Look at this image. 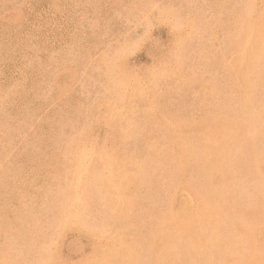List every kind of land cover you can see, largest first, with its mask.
Returning <instances> with one entry per match:
<instances>
[{"label":"rangeland","instance_id":"374dc122","mask_svg":"<svg viewBox=\"0 0 264 264\" xmlns=\"http://www.w3.org/2000/svg\"><path fill=\"white\" fill-rule=\"evenodd\" d=\"M114 1L115 0L111 1L113 3L112 4L110 0H0V264H11L14 262L15 257L17 259L15 260L16 263L18 262L17 264H24L26 262L30 264H37V261H39L38 264H106L104 263V261H108L107 264H114L116 261L117 262L115 264H134V262L135 264H145V261L148 262L146 264H156L157 262L159 263L160 260V264H168L169 261V264H184V262L186 264H204V262L205 264H234V262L235 264H256V262H258L257 259L259 260V264H264V217L260 218L264 215V203H261L264 202V199L262 201V198H264V194H262L261 196V193H264V151H262V147L264 145V129L262 130V128L264 127V89H261L263 88V86L261 85H264V0H139V2L138 0H117V2ZM136 3L139 5H137ZM134 7L135 9L138 8V10H135ZM249 30L250 34H248ZM253 35V38L257 40L256 43L252 38ZM245 37H247L246 40ZM228 38H230L228 44L230 45L231 43L232 47L231 45L230 47H228L229 45L226 41L228 40ZM233 39L234 41L237 40V42H234ZM247 40L248 42H246ZM250 40H254V42H251ZM233 44L236 45V47ZM245 44H247L246 47ZM225 46H227L228 48ZM251 47L254 50L251 49ZM245 49L246 52L243 51ZM255 49L256 54L253 53V51L255 52ZM228 54H230V57ZM223 56L228 59H225ZM236 59H239L240 61L237 60V62ZM219 60L222 62H220ZM248 60L249 62H251L249 63ZM251 65H253V69L252 67H250ZM229 66H231V69ZM237 70L240 73H238ZM241 72H243L244 74V80L240 76V74L242 75ZM233 73L237 74L234 75ZM253 74L255 75V77H253ZM233 75L235 80L236 78L237 80L239 79V82L236 81V83L233 79L235 83H231L232 80L230 79L233 78H231V76ZM251 75L253 79L251 78ZM228 77L230 78L229 80ZM225 78H227V80ZM216 80H218L219 83ZM152 81H154V88L153 83H151ZM227 81H230V83H227ZM241 81L242 83L240 84ZM258 81L260 82L258 83ZM158 83L160 84L158 85ZM162 84H164L165 86ZM218 84L221 87H219ZM222 85L224 87H222ZM227 85H229V87ZM245 85L248 86L246 87ZM227 87L228 89H225ZM244 88L246 89V93ZM259 88L260 90H258ZM154 89H157L156 92ZM221 89L224 90L225 93ZM255 90H257L258 92ZM59 91H65L66 93L62 92L64 95L63 96L61 93H59ZM204 92L207 94H205ZM211 92L212 94H210ZM253 92H255V94ZM105 93L107 96L105 95ZM243 93L244 95H246L245 99ZM222 94L223 98L225 96V99L228 98L229 100H223V98L221 97ZM253 94H257L256 97L259 98L256 99ZM209 95L210 98H208ZM101 96L106 98L104 99ZM232 96L234 98H232ZM235 97H237L238 101ZM260 97H263V99L260 100ZM98 98L102 99L100 100ZM241 98L246 101L242 100ZM137 99L139 102L137 101ZM233 100L236 101V103ZM254 100L255 102L257 101V104L253 103ZM156 101H160V105ZM224 101H227V104ZM230 102L232 103L230 104ZM237 102L239 103L237 104ZM239 104L241 105V107ZM250 104L252 108L249 106ZM128 105H130L129 108ZM245 106L247 107V109ZM114 109L116 110L115 114ZM131 109L133 111H131ZM252 109L256 112V114ZM259 109H261L262 112ZM247 110H249L253 114H250V112ZM136 111H138V113ZM241 112L243 113L242 116H240ZM246 112L247 115H251V119L245 115ZM258 114L259 116H257ZM135 115L139 118H135ZM143 115H145V117H143ZM163 115H165V117ZM210 115L211 118H208L210 117ZM114 116H116L117 119L113 118ZM117 116L121 118H118ZM199 116L200 118H198ZM163 117L166 119H164ZM212 117L213 119H215L214 121H212ZM258 117L259 119H257ZM239 118L241 121H239ZM245 118L252 121L250 122L248 120H245ZM164 120H166L167 122L165 121L163 123L162 121ZM174 121L175 124L173 125ZM180 121L185 124L186 128H184L185 126ZM198 121L200 125L198 124ZM229 121L231 122V126L233 125L234 127L232 126L231 128L230 126H228L230 125ZM236 121L237 124H235ZM258 121L261 122L262 125H258ZM177 122H180V125ZM239 122H243L242 124L246 122L247 125H242ZM176 123L179 126L183 125L184 127H177ZM238 123L239 125H241L242 129L238 125ZM251 123H253L254 126H252ZM254 123L257 125H255ZM210 124L211 126H208ZM219 125H221L220 129L218 127ZM167 126L170 128H168ZM226 126L228 127V129ZM250 126L253 129V133H250L252 132V130H250ZM210 127H213V130ZM202 128L203 130H201ZM170 129L173 130V135H171L172 131H170ZM237 130H240V132ZM162 131H166L164 132L166 134H164ZM213 131L215 135H212ZM201 132L204 134H202ZM258 132L263 133V135ZM169 133L171 137L169 136ZM199 133L201 134L200 136ZM244 133L248 135L246 136L247 140L245 139ZM254 133H256V135H254ZM187 134H189L190 137L187 136ZM236 134L238 136H236ZM250 134H253L255 137ZM179 135H181L182 137H180ZM249 135L252 138L249 137ZM197 136L198 139H200L198 140L199 142L196 141ZM240 136H242V138ZM163 137L165 138V142L164 140L162 141ZM166 137L168 140L171 139L170 143L168 142V140H166ZM232 137L233 141L231 140ZM7 139L9 140V142L7 141ZM83 139V143L85 146H83L81 141ZM179 139H182L184 143L178 144L177 141L182 142V140L180 141ZM189 139L191 140L189 141ZM217 139L219 141L221 140V146L219 145L220 142L217 141ZM73 140L75 142H73ZM76 141H80L81 144L80 142L77 143ZM213 142L214 144L216 143V146L214 147H212ZM209 143L210 145H212L210 146ZM71 144L74 146H71ZM175 144H178L179 146ZM180 144L182 146H180ZM76 145L78 146L76 147ZM86 146L88 148H86ZM157 147L159 148V150L157 149ZM255 147L257 148V150L255 149ZM258 147H260L259 149L261 151L258 150ZM75 148L77 149L76 152L74 151ZM84 148L86 149L84 150ZM217 148L218 150H216ZM173 149L179 152L175 153ZM179 149L182 150L181 153ZM184 149L185 151H183ZM205 149H207V151ZM210 149L212 152L210 151ZM168 150H170V152H168ZM126 151L127 153H130L127 154ZM142 151H145V153ZM215 151L217 153H215ZM224 152H226V154H224ZM95 153L100 154V156ZM115 153L116 156L118 154V159L122 161H119L116 156L114 157ZM120 153L122 156L120 155ZM185 153L187 154L186 156ZM202 153H204L203 157ZM76 154L78 156L80 154L79 158L76 157ZM193 154L196 156H194ZM256 154L258 156H261V159L258 156L256 157ZM146 155L148 156V158L146 157ZM215 155L219 157H216ZM187 156L189 157L187 158ZM147 159L149 160L147 161ZM243 159H245V161ZM247 159L248 162L251 161V163L246 162ZM259 159L261 162H263L261 163ZM94 161H96L97 163H95ZM177 161L179 162L178 164ZM213 161H217V164H215ZM151 162L153 163V165H156L150 166V164H152ZM115 163L116 165H114ZM179 164H181L180 167ZM221 164L222 166L223 164H225V167L223 168ZM111 165H114V168ZM127 165H129L130 167L127 168ZM205 165L207 167H204ZM246 165L248 168L246 167ZM90 166L92 167V169L90 168ZM131 166L135 168H132ZM173 166L175 169L173 168ZM211 166L213 169H211ZM115 167L117 170L115 169ZM228 167H230V171L228 170ZM255 167L259 170L260 174H258L259 172H257ZM183 168L185 172L183 171ZM207 168L209 171L204 172L207 170ZM89 169L92 171L94 170L93 174ZM216 169L221 172L219 173ZM224 169H226L225 171L228 173L233 171V174L236 176L231 174L230 175L233 176L235 180L227 173H224ZM215 170L216 173L214 172ZM261 170H263V172ZM78 171H81V173ZM87 171L89 172L87 173ZM182 171L183 173H187H182L183 175L181 177ZM235 172H238L240 176L238 175V173L235 174ZM253 172L255 173V177H253ZM75 173H78L80 177ZM136 173L138 175H136ZM241 173L243 174L241 175ZM88 174H90L91 176ZM178 174L179 177H177ZM204 174L206 176H203ZM248 174L249 176L252 174L251 177H249ZM119 175L121 178L119 177V179H117ZM107 176L111 177V179L109 178L110 185L107 184L109 183ZM223 176L225 178H223ZM76 177H78V179ZM204 177L207 178L205 179ZM97 178L102 183L100 181H98L97 183ZM102 178L104 179V181L102 180ZM221 178L223 179L222 182ZM81 179L82 181L85 180L84 182L87 184H85L87 190L86 188H84L85 185L83 184V182H81ZM160 179L163 180L159 181ZM208 179L210 180V183H208ZM123 180H125V183H122L124 182ZM137 180L139 183L137 182ZM188 180H190V182ZM157 181L160 184L161 182L162 184L164 182L163 185H159L161 188L158 186ZM174 181L175 183L172 184ZM39 183H41V186ZM78 183L79 185H81L79 186ZM100 183L103 185L100 186ZM184 183L188 184L186 185L187 190L186 188H184ZM218 183H220V185L222 184V186L220 187ZM136 184L138 186H136ZM165 184H167V188L169 190L165 188ZM209 184L213 192L215 194L218 193L216 194L219 197L218 199L217 196L212 192ZM20 185H22L23 190L21 189ZM47 185L48 187H46ZM132 185L134 188H132ZM145 185L146 187H143ZM155 186L156 188H158L157 190ZM120 187L121 189L123 188L122 193ZM75 188L80 190L78 191ZM217 188H220L221 191H219V189ZM71 189L73 192H75L76 190V195H74L75 193H73ZM97 189L98 191H96ZM144 189H146L145 192L148 193L140 191ZM35 190L36 192H34ZM162 190H164V192ZM214 190H217V192H215ZM152 191L153 193L155 192L154 194L158 195V197L153 195V193H151ZM166 191H168L170 194ZM182 191L184 193H182ZM190 191H192L193 193H190ZM208 192H210L211 195ZM106 193L107 195L109 193V197L106 195ZM150 193L152 195H150ZM258 193H260V195H257ZM65 194H67L68 197L65 198V196H67ZM101 194L102 197L100 196ZM166 195L170 196L171 198L167 197ZM99 196L103 201L98 199ZM165 196L167 198H165ZM88 197L92 198L94 202L92 203L91 201L93 200H90ZM139 197L143 198L145 200V203H141L144 200L142 201ZM149 197L150 199H148ZM125 198L127 200H125ZM133 198L135 199V201L137 200V202H134V200H132ZM253 198L255 199V202ZM95 199H97V203H95ZM168 199L170 200L169 202L167 201ZM216 199L219 200V202ZM116 200L117 203H115ZM215 200L216 202H213ZM221 200H223V203H226L223 205ZM228 200L231 201L229 202ZM85 201L87 203H85ZM126 201H129L128 204ZM163 201L167 203V205ZM66 202H69V204H66ZM72 202L75 203L73 204ZM99 202L101 203L99 204ZM235 202L238 208L236 207V204L232 205ZM256 202H258V204ZM120 203H122L124 207ZM124 203L127 205L125 206ZM229 203L231 206L228 205ZM54 204L57 206H55ZM94 204L97 208H100V210L106 207L107 210L104 209V211H101V213H103V216L99 212L100 210H98L99 213L96 211V214L93 213L92 215L91 211L93 210L94 212L95 209L97 210ZM148 204H150L151 206ZM220 204L223 207H221ZM84 205H89V208L88 206L83 207ZM118 205H120V207ZM133 205L136 207L140 205L141 208L137 207V209ZM163 205H165V210L163 209L164 207H162ZM20 206L23 207V210H20ZM102 206L105 207L102 208ZM130 206L132 208L134 207L135 209H132ZM148 206H150L151 209ZM183 206H185V208ZM227 207L231 210L228 209L227 211ZM251 207L256 208H252L253 210L251 212ZM261 207L263 208L260 210ZM87 208L89 209V211H87ZM127 208H129L130 210ZM234 208L236 212H240H234ZM236 208H241V210H237ZM109 209L110 211H108ZM119 209L121 211H123V209H126V212L124 211L122 212V214H120L121 211ZM152 209H155V211ZM203 209H205L206 211H204ZM137 210L141 212H138ZM146 210L148 212H144ZM171 210H173V212ZM225 210L227 212H225ZM116 211L119 214H117ZM158 211L163 215L157 216L160 214H158ZM199 211L203 215H201ZM229 211H233L234 213L230 212L232 214L231 215ZM254 211H256L255 214ZM87 212H89V216L88 214H86ZM110 212L115 214H112ZM129 213L131 216L128 215ZM136 213L139 215H137ZM217 213H219L220 216L221 214H223L226 217L224 218L223 216L222 219V216H218L219 214ZM84 214L86 216H84ZM233 214L235 217H233ZM257 214L261 216L259 217V215ZM117 215H122V218L118 217ZM249 215H251V217ZM90 216L91 218H94L91 220H94L93 222L95 223V225L90 220ZM104 216L108 218L110 216V220ZM111 216H114L115 221H113L114 219L111 220L113 218ZM153 216L155 219V223H153L154 225L150 224V222L153 221ZM213 216H215V218ZM247 216L251 221H248V219L246 218ZM83 217L87 218L88 221ZM134 217L135 219H137H133ZM149 217H151L152 220H150ZM200 217L202 218L201 220ZM123 218H127L128 220ZM130 218L132 221L129 220ZM97 219H99L98 221L101 220L100 222H102L104 225L100 222L98 223L96 221ZM147 219H149V222L146 221ZM228 219H230L231 223ZM237 219H239V223ZM121 220L123 221V224L124 222L126 223V225L128 224L127 228L126 226H124L125 224L120 225ZM260 220H262V222ZM182 221H184L185 223ZM254 221H256L257 223ZM11 222H14V225ZM114 222H116L115 225ZM172 222L174 223V225ZM248 222H250V225ZM70 223L72 224L70 225ZM157 223H159L160 226ZM167 223L169 225H167ZM225 224H228L229 229H226L227 226ZM243 224H246L247 227ZM253 224L255 226H253ZM89 225H91L92 227H89ZM112 225L115 227H113ZM119 225L124 229L122 230V227H119ZM134 225H138L139 228L135 227ZM145 225L147 226L145 227ZM175 225H177L178 227ZM208 225L210 226L209 228H207ZM6 226L8 229L6 228ZM74 226L76 228H74ZM179 226L181 228H179ZM233 226L236 228H234ZM150 227H152V229ZM222 227L224 228L223 230ZM66 228H68L70 231H68V229ZM117 228H119L120 231ZM232 228H234L233 230L235 231V234L234 232H230L233 231ZM246 228L249 229L250 233V230H253V234L251 233L253 237L252 235H250V233L247 232ZM73 229H77L78 231H75ZM206 229H208L207 232H205ZM216 229H218L219 231H216ZM128 230L129 232L127 234ZM135 230L137 232H135ZM143 230L145 231V233L147 232L146 235L144 232L142 234ZM213 230L218 233V235ZM51 231L54 233L51 234ZM186 231H188V233ZM241 231L243 233H246L243 234ZM24 232L25 235L28 234L29 236H25ZM133 232L136 233L137 236ZM157 232H159V234ZM211 232L215 233L216 237L214 236V234L212 235ZM225 232L227 234L223 235L225 234ZM162 233L164 234V236H162ZM193 233L196 234V236L193 235ZM200 233H202L203 235H200ZM241 233L243 234V236ZM49 234L50 236H55L54 234H56V236L49 237ZM156 234L159 236H155ZM248 234L250 237L247 236ZM160 236L162 237V242L160 241L159 243H162L163 245L158 243V240L161 239ZM206 236L208 237V239ZM25 237H27V239ZM135 237H138L139 239ZM193 237L195 238V240ZM196 237L199 241L196 240ZM203 237L207 240L205 241L206 243L203 241ZM191 238H193V240H191ZM212 238L215 239V242H213ZM241 238L244 240V242ZM17 239L19 240L20 244H18ZM105 239L108 241H106ZM225 239L227 240V245L224 241ZM238 239H240V241ZM49 240L53 242H50ZM209 241L211 242V244L208 243ZM1 242H3L4 245L8 244V247L2 245ZM8 242H11V244L9 245ZM217 242H219V244ZM42 243L46 245L45 248ZM140 243L143 245H141ZM38 244H40V246L42 247H40ZM97 244L99 245V247ZM135 244L139 245L136 246ZM15 245H17L18 247ZM144 245L147 246L145 247ZM153 245L154 247H156L157 245L158 246L154 248L152 247ZM238 245L239 247H237ZM212 246L213 250L211 251ZM229 246H231V248ZM26 247L28 249L27 251H31L30 253H27L26 249H24L25 251L22 250ZM39 247L40 249H38ZM97 247L99 249H97ZM135 247L137 249H135ZM215 247H218V250H216ZM186 248L189 249V251ZM221 248L223 251L221 250ZM119 249L121 252L119 251ZM251 249H253V251ZM13 250L19 252H17V254L15 255L16 252ZM38 250L39 254L37 253V256L35 257L36 254L34 251L38 252ZM147 250L150 253V257L147 256L149 254ZM254 250H257V252L254 253ZM144 251H146L147 253ZM202 251H204L205 255H203ZM161 252L163 253V255ZM184 252H188V255L191 252L192 253L190 254L189 258L187 254H184V258H182V254ZM216 252L218 253V255L216 254ZM9 253H11V255ZM208 253L210 257H208L209 255H206ZM20 254L23 255V257L20 256ZM24 254H26V256H24ZM27 254H29V256ZM256 254L261 256L262 258L256 256ZM18 255L19 257H17ZM90 255L92 256L90 257ZM133 255H135V258L133 257ZM139 255H141L142 257H140ZM195 255H198L199 257H201V259ZM219 255L220 258L217 257ZM160 256H162V258ZM178 256H182L180 258L181 260ZM193 256L197 257L198 260H196L197 258ZM20 257L23 260H19ZM24 257L27 258L28 261L27 259H24ZM85 257H87L89 260L87 258L85 259ZM101 257L104 261L101 260ZM153 257L155 259H152ZM30 258L31 260H33L32 262L29 260ZM12 259L13 261H11ZM232 259L234 261H231ZM248 259L249 261L247 262ZM202 260L204 261L203 263ZM138 261L141 262L139 263Z\"/></svg>","mask_w":264,"mask_h":264},{"label":"bare ground","instance_id":"6f19581e","mask_svg":"<svg viewBox=\"0 0 264 264\" xmlns=\"http://www.w3.org/2000/svg\"><path fill=\"white\" fill-rule=\"evenodd\" d=\"M111 1H112V0H110V2H111ZM132 1H134V0H132ZM114 2H117V0H115ZM135 2H136V1H135ZM138 2H139V0H138ZM111 3H112V2H111ZM111 3H110V4H111ZM128 3H129V2H128ZM128 3H127V5H128ZM133 3H134V2H133ZM112 4H113V3H112ZM129 4H130V3H129ZM136 4H137V3H136ZM114 5H115V3H114ZM116 5H117V4H116ZM133 5H134V4H133ZM137 5H139V4H137ZM112 6H113V5H112ZM135 6H136V5H135ZM134 9H135V7H134ZM140 9H141V8H140ZM135 10H138V8H136ZM138 12H139V11H138ZM141 13H142V12H141ZM51 20H52V19H51ZM247 26H249V25H247ZM247 26H246V27H247ZM246 27H245V28H246ZM30 28H31V27H30ZM40 28H41V27H40ZM229 28H230V27H229ZM251 29H252V26H251ZM208 30H209V29H208ZM208 30H207V31H208ZM252 32H253V31H252ZM45 33H46V32H45ZM58 34H61V33H58ZM248 34H250V30H249V33H248ZM252 34H253V33H252ZM243 37H244V36H243ZM253 37H254V35L252 36V38H253ZM255 37H256V35H255ZM248 38H249V35H248ZM260 38H261V37H260ZM260 38H259V39H260ZM72 39H73V38H72ZM229 39H230V38H228V40H226V41H227V44H228ZM246 39H247V37H245V40H246ZM253 39H254V38H253ZM257 39H258V37H257ZM248 40H249V39H248ZM248 40H247L246 42H248ZM254 40H255V39H254ZM254 40H252V41L254 42ZM23 41H24V40H23ZM71 41H72V40H71ZM233 41H234V39H233ZM250 41H251V40H250ZM252 41H251V42H252ZM259 41H260V40H259ZM205 42H206V41H205ZM231 42H232V40H231ZM234 42H237V40L234 41ZM256 42H257V40H255V43H256ZM56 43H57V42H56ZM58 43H59V42H58ZM120 44H121V43H120ZM251 44H252V43H251ZM228 45H229V44H228ZM228 45H227V46H228ZM230 45H231V47H232V44H231V43H230ZM230 45H229L228 47H230ZM233 45H234V44H233ZM246 45H247V44H245V47H246ZM255 45H256V44H255ZM118 46H119V45H118ZM227 46H225V47H227ZM234 46L236 47V45H234ZM234 46H233V48H234ZM248 46H249V45H248ZM250 46H251V45H250ZM257 46H258V44H257ZM116 47H117V46H116ZM225 47H224V48H225ZM228 47H227V48H228ZM252 47H253V46H252ZM252 47H251V49H253ZM233 48H232V49H233ZM243 48H244V47H243ZM257 48H258V47H257ZM85 49H86V48H85ZM90 49H91V48H90ZM251 49H250V50H251ZM87 50H88V49H87ZM112 50H113V49H112ZM117 50H118V49H117ZM229 50H230V49H229ZM248 50H249V49H248ZM253 50H254V49H253ZM253 50H252V51H253ZM113 51H114V50H113ZM118 51H119V50H118ZM208 51H209V50H208ZM227 51H228V50H227ZM234 51H236V50H234ZM234 51H232V52H234ZM240 51H241V50H240ZM243 51L246 52V49L243 50ZM44 52H45V51H44ZM248 52H249V51H248ZM235 53H236V52H235ZM249 53H250V52H249ZM253 53L256 54V49H255V52L253 51ZM46 54H47V53H46ZM49 54H50V53H49ZM250 54H251V53H250ZM226 55H227V54H226ZM228 55H229V57H230V54H228ZM234 56H235V55H234ZM234 56H233V58H234ZM43 57H44V56H43ZM223 57H224V56H223ZM231 57H232V56H231ZM240 57H241V56H240ZM242 57H243V56H242ZM244 57H245V56H244ZM246 57H247V56H246ZM224 58H225V59H228V58H226V57H224ZM233 58H232V59H233ZM238 58H239V57H238ZM41 59H42V58H41ZM232 59H230V60H232ZM237 60H239V59H236V61H237ZM240 60H241V58H240ZM240 60H239V61H240ZM219 61H220V60H219ZM220 62H222V61H220ZM231 62H232V61H231ZM237 62H238V61H237ZM248 62H249V60H248ZM250 62H251V61H250ZM250 62H249V63H250ZM239 63H240V62H239ZM217 64H218V63H217ZM234 64H235V63H234ZM244 64H245V63H244ZM244 64H243V65H244ZM230 65H231V64H230ZM243 65H241V66H243ZM248 65H249V64H248ZM241 66H240V67H241ZM252 66H253V65H251L250 67H252ZM229 67H230V69H231V66H229ZM235 68H236V67H235ZM245 68H246V66H245ZM248 68H249V66H248ZM65 69H66V67H65ZM236 69H237V68H236ZM252 69H253V67H252ZM63 70H64V69H63ZM238 70H239V69H238ZM238 70H237V71H238ZM250 70H251V69H250ZM254 70H255V69H254ZM61 71H62V70H61ZM240 71H241V69H240ZM245 71H246V70H245ZM235 72H236V71H235ZM249 72H250V71H249ZM238 73H240V72L238 71ZM241 73H242V75L240 74V76L243 78V75H244V74H243V72H241ZM233 74H234V73H233ZM235 74H237V73H235ZM235 74H234V75H235ZM250 74H251V73H250ZM226 75H227V74H226ZM229 75H230V74H229ZM231 75H232V73H231ZM234 75L231 76V78L233 77L232 79H230V78H229L230 76H229V77H228V80H229V79L232 80L231 83L234 82V81H235V82H236V81L239 82V79L237 80V78H236V80H235ZM245 75H246V74H245ZM253 75H254V74H253ZM256 75H257V74H256ZM236 76H237V75H236ZM236 76H235V77H236ZM238 76H239V75H238ZM59 77H60V76H59ZM225 77H227V76H225ZM244 77H247V76H244ZM253 77H255V75H254ZM256 77H257V76H256ZM249 78H250V77H249ZM251 78H252V75H251ZM225 79L227 80V78H225ZM233 79H234V81H233ZM252 79H253V78H252ZM218 80H220V79H218ZM218 80H216V81L218 82ZM240 80H241V79H240ZM243 80H244V78H243ZM243 80H242V81H243ZM247 80H248V79H247ZM255 80H256V78H255ZM258 80H259V78H258ZM61 81H62V80H61ZM169 81H170V80H169ZM221 81H224V80H221ZM242 81L240 82V84L242 83ZM245 81H246V80H245ZM235 82H234V83H235ZM246 82H247V81H246ZM248 82H250V81H248ZM259 82H260V81H258V83H259ZM149 83H150V82H149ZM151 83H153V88H154V81H152ZM166 83H167V80H166ZM169 83H171V82H169ZM218 83H219V82H218ZM227 83H230V81H229V82L227 81ZM236 83H237V82H236ZM159 84H160V83H158V85H159ZM164 84H165V82H164ZM164 84H162V85H164ZM224 84H225V83H224ZM238 84H239V83H238ZM238 84H237V85H238ZM149 85H150V84H149ZM149 85H148V86H149ZM167 85H168V84H167ZM248 85H249V84H248ZM248 85H245V86L247 87ZM258 85H260V84H258ZM63 86H64V85H63ZM151 86H152V85H151ZM164 86H165V85H164ZM164 86H163V87H164ZM218 86L221 87L219 84H218ZM227 86L229 87V85H227ZM232 86H233V85H232ZM245 86H244V87H245ZM261 86H263V88H261V89L263 90V89H264V85H261ZM64 87H65V86H64ZM166 87H167V86H166ZM206 87H207V86H206ZM222 87H224V86L222 85ZM228 87L225 88V89H228ZM230 87H231V86H230ZM235 87H236V86H235ZM235 87H234V88H235ZM242 87H243V86H242ZM258 87H260V86H258ZM148 88H149V87H148ZM157 88H160V87H157ZM207 88H208V87H207ZM209 88H210V87H209ZM238 88H239V87H238ZM253 88H254V87H253ZM149 89H150V88H149ZM203 89H204V87H203ZM215 89H216V87H215ZM217 89H218V88H217ZM231 89H233V88H231ZM239 89H240V88H239ZM244 89H245V88H244ZM255 89H256V88H255ZM150 90H151V89H150ZM154 90H155V92H156L157 89H154ZM161 90H163V89H161ZM221 90H222V89H221ZM235 90H236V89H235ZM241 90H242V89H241ZM248 90H249V89H248ZM248 90H247V91H248ZM250 90H251V89H250ZM258 90H260V88H259ZM148 91H149V90H148ZM152 91H153V90H152ZM214 91H215V90H214ZM222 91H224V90H222ZM226 91H228V90H226ZM255 91H257V90H255ZM62 92H63V91H62ZM62 92L59 91V93H61L62 95H63V93H66L65 91H64L63 93H62ZM155 92H154V93H155ZM158 92H159V91H158ZM158 92H157V93H158ZM161 92H162V91H161ZM202 92H203V90H202ZM238 92H239V91H238ZM257 92H258V91H257ZM157 93H156V94H157ZM159 93H160V92H159ZM204 93H205V92H204ZM224 93H225V91H224ZM245 93H246V89H245ZM253 93L255 94V92H253ZM259 93H260V92H259ZM160 94H161V93H160ZM160 94H159V96H160ZM205 94H207V93H205ZM208 94H209V92H208ZM210 94H212V92H211ZM231 94H232V93H231ZM231 94H230V95H231ZM237 94H238V93H237ZM254 94H253V96H255V98L258 99L259 97H258V98L256 97L257 94H256V95H254ZM105 95H106V93H105ZM113 95H114V94H113ZM233 95H234V94H233ZM241 95H242V94H241ZM243 95H244V93H243ZM56 96H57V95H56ZM63 96H64V95H63ZM106 96H107V95H106ZM110 96H111V95H110ZM136 96H137V95H136ZM142 96H143V95H142ZM154 96H155V95H154ZM157 96H158V95H157ZM159 96H158V97H159ZM226 96H227V94H226ZM228 96H229V95H228ZM237 96H238V95H237ZM245 96H246V95H244V99H245ZM258 96H259V95H258ZM60 97H61V96H60ZM99 97H100V95H99ZM101 97H103V96H101ZM205 97H206V96H205ZM221 97L223 98V94H222ZM229 97H230V96H229ZM62 98H63V97H62ZM103 98H104V97H103ZM105 98H106V97H105ZM105 98H104V99H105ZM114 98H115V96H114ZM131 98H132V97H131ZM140 98H141V97H140ZM208 98H210V95L208 96ZM225 98H226V97L224 96L223 100H224ZM232 98H234V97L232 96ZM232 98H231V99H232ZM235 98H236V100H237V97H235ZM242 98H243V97H242ZM242 98H241V99H242ZM95 99H96V98H95ZM98 99H100V98H98ZM101 99H102V98H101ZM101 99H100V100H101ZM108 99H109V98H108ZM134 99H135V98H134ZM134 99H133V101H134ZM238 99H239V98H238ZM244 99H242V100H244ZM253 99H254V97H253ZM262 99H263V97H260V100H262ZM61 100H62V99H61ZM202 100H203V99H202ZM225 100H229V99L227 98V99H225ZM234 100H235V99H234ZM234 100H233V101H234ZM242 100H241V101H242ZM97 101H98V100H97ZM129 101H130V100H129ZM137 101H138V99H137ZM157 101H158V100H157ZM157 101H156V102H157ZM211 101H212V100H211ZM237 101H238V100H237ZM244 101H246V100H244ZM250 101H251V100H250ZM250 101H249V103H250ZM99 102H101V101H99ZM107 102H108V100H107ZM111 102H112V99H111ZM111 102H110V103H111ZM130 102H131V101H130ZM138 102H139V101H138ZM224 102H226V104H227V101H224ZM234 102L236 103V101H234ZM234 102H233V103H234ZM258 102H259V101H258ZM104 103H105V102H104ZM157 103L159 104L160 101L157 102ZM157 103H156V104H157ZM231 103H232V102H230V104H231ZM238 103H239V102H237V104H238ZM253 103L257 104V101L255 102V100H254ZM96 104H97V103H96ZM111 104H112V103H111ZM130 104H132V103H130ZM251 104H252V102H251ZM251 104L249 105L250 107H251ZM259 104H260V103H259ZM261 104H262V102H261ZM261 104H260V105H261ZM94 105H95V104H94ZM109 105H110V104H109ZM114 105H115V104H114ZM114 105H113V107H114ZM134 105H135V104H134ZM159 105H160V104H159ZM233 105H234V104H233ZM235 105H236V104H235ZM239 105H240V104H239ZM247 105H248V104H247ZM48 106H49V105H48ZM48 106H47V107H48ZM96 106H98V105H96ZM129 106H130V105H128V108H129ZM131 106H132V105H131ZM236 106H237V105H236ZM261 106H262V105H261ZM229 107H231V106H229ZM237 107H238V106H237ZM237 107H236V108H237ZM240 107H241V105H240ZM245 107H246V106H245ZM259 107H260V106H259ZM42 108H43V107H42ZM133 108H134V107H133ZM135 108H136V107H135ZM233 108H234V106H233ZM251 108H252V107H251ZM255 108H257V107H255ZM46 109H47V108H46ZM227 109H228V108H227ZM241 109H242V108H241ZM244 109H245V108H244ZM246 109H247V107H246ZM261 109H262V108H261ZM261 109H259V110H261ZM57 110H58V109H57ZM109 110H110V109H109ZM114 110H115V109H114ZM125 110H126V108H125ZM238 110H240V109H238ZM249 110H250V109H249ZM249 110H247V111H249ZM252 110H253V109H252ZM58 111H59V110H58ZM110 111H111V110H110ZM129 111H130V110H129ZM131 111H133V110L131 109ZM226 111H228V110H226ZM241 111H244V110H241ZM253 111H254V110H253ZM263 111H264V109H263ZM111 112H112V111H111ZM111 112H110V113H111ZM122 112H123V111H122ZM127 112H128V111H127ZM134 112H135V111H134ZM136 112L138 113V111H136ZM170 112H171V111H170ZM206 112H207V111H206ZM206 112H205V113H206ZM249 112H250V111H249ZM249 112H248V113H249ZM254 112H255V111H254ZM261 112H262V110H261ZM115 113H116V110H115L114 114H115ZM179 113H180V112H179ZM205 113H204V114H205ZM227 113H228V112H227ZM237 113H238V112H237ZM251 113H252V112H250V114H251ZM114 114H113V115H114ZM123 114H124V113H123ZM183 114H184V113H183ZM185 114H186V113H185ZM231 114H232V113H231ZM233 114H234V113H233ZM239 114H240V113H239ZM242 114H243V113L241 112V115H240V116H242ZM252 114H253V113H252ZM255 114H256V112H255ZM260 114H261V113H260ZM111 115H112V114H111ZM111 115H110V116H111ZM116 115H117V114H116ZM124 115H125V114H124ZM127 115H128V114H127ZM130 115H131V114H130ZM171 115H172V114H171ZM171 115H170V116H171ZM179 115H180V114H179ZM186 115H187V114H186ZM245 115L248 116L250 119L252 118L251 115H250V116L247 115V112H246ZM262 115H263V114H262ZM262 115H261V116H262ZM110 116H109V117H110ZM119 116H120V114H119ZM135 116H136V115H135ZM163 116L165 117V115H163ZM170 116H169V118H170ZM180 116H181V115H180ZM231 116H232V115H231ZM238 116H239V115H238ZM254 116H255V115H254ZM257 116H259V114H258ZM261 116H260V117H261ZM117 117H118V116H117ZM122 117H123V115H122ZM141 117H142V116H141ZM143 117H145V115H143ZM161 117H162V115H161ZM164 117H163V118H164ZM262 117H263V116H262ZM262 117H261V118H262ZM113 118H116V116H114ZM113 118H112V119H113ZM118 118H121V117H118ZM126 118H127V117H126ZM135 118H139V117L136 116ZM169 118H168V119H169ZM182 118H183V117H182ZM182 118H181V119H182ZM198 118H200V116H199ZM205 118H206V117H205ZM208 118H211V115H210V117H208ZM208 118H207V119H208ZM243 118H244V117H243ZM255 118H256V117H255ZM255 118H254V119H255ZM116 119H117V118H116ZM143 119H144V118H143ZM145 119H146V118H145ZM164 119H166V118H164ZM174 119H175V118H174ZM174 119H173V120H174ZM178 119H179V118H178ZM212 119H213V117H212ZM224 119H225V118H224ZM228 119H229V118H228ZM237 119H238V118H237ZM257 119H259V117H258ZM263 119H264V118H263ZM119 120H120V119H119ZM123 120H124V119H123ZM123 120H122V121H123ZM128 120H129V118H128ZM135 120H136V119H135ZM160 120H163V119H160ZM198 120H199V119H198ZM200 120H201V119H200ZM209 120H210V119H209ZM214 120H215V119H213L212 121H214ZM217 120H218V119H217ZM230 120H231V119H230ZM245 120H248V121H250V122L252 121V120H249V119H246V118H245ZM116 121H117V120H116ZM124 121H125V120H124ZM165 121H166V120H164V121H162V122L164 123ZM177 121H178V120H177ZM210 121H211V120H210ZM221 121H222V120H221ZM227 121H228V120H227ZM239 121H241L240 118H239ZM256 121H257V120H256ZM263 121H264V120H263ZM166 122H167V121H166ZM171 122H173V121H171ZM180 122H181V121H180ZM180 122H177V123L180 125ZM205 122H206V121H205ZM229 122H230V121H229ZM232 122H233V121H232ZM168 123H169V121H168ZM177 123H176V124H177ZM181 123H182V122H181ZM202 123H204V122H202ZM211 123H212V122H211ZM225 123H226V122H225ZM225 123H224V124H225ZM233 123H234V122H233ZM239 123H240V122H239ZM239 123H238V125H239ZM242 123H243V122H242ZM242 123H240V124H242ZM256 123H257V122H256ZM152 124H153V123H152ZM174 124H175V121H174L173 125H174ZM178 124H177V127H182L183 125L185 126V124H183V123H182V124H183L182 126H179ZM198 124H199V121H198ZM219 124H221V123H219ZM224 124H223V125H224ZM226 124H227V123H226ZM229 124H230V125H228V124H227V125L230 126V127L232 128L233 125L231 126V122H230ZM235 124H237V121H236ZM235 124H234V125H235ZM254 124H255V123H254ZM259 124L262 125V123L258 121V125H259ZM164 125H166V124H164ZM167 125H168V124H167ZM199 125H200V124H199ZM202 125H203V124H202ZM223 125H222V126H223ZM242 125H247V124H246V122H245V123L242 124ZM251 125L254 126L253 123H251ZM255 125H257V124H255ZM261 125H260V126H261ZM150 126H151V125H150ZM153 126H155V125H153ZM171 126H172V125H171ZM184 126H183V127H184ZM208 126H211V124L208 125ZM212 126H213V125H212ZM236 126H237V125H236ZM239 126L241 127V125H239ZM167 127H168V126H167ZM167 127H166V129H167ZM174 127H176V126H174ZM218 127H219V129H220V128H221V125H219ZM226 127H227V126H226ZM233 127H234V126H233ZM240 127H238V128H240ZM243 127H245V126H243ZM257 127H258V126H257ZM151 128H153V127H151ZM162 128H163V127H162ZM162 128H161V130H162ZM164 128H165V127H164ZM168 128H170V127H168ZM171 128H172V127H171ZM184 128H186V126H185ZM210 128L212 129L213 127H210ZM214 128H215V127H214ZM235 128H236V127H235ZM235 128H234V129H235ZM246 128H247V126H246ZM250 128H251V126H250ZM250 128H249V129H250ZM79 129H80V128H79ZM79 129H78V130H79ZM158 129H159V128H158ZM173 129H175V128H173ZM178 129H179V128H178ZM208 129H209V128H208ZM217 129H218V128H217ZM217 129H216V130H217ZM227 129H228V127H227ZM241 129H242V127H241ZM257 129H258V128H257ZM260 129H261V128H260ZM263 129H264V127L262 128V130H263ZM183 130H185V129H183ZM201 130H203V128H202ZM206 130H207V129H206ZM212 130H213V129H212ZM216 130H215V131H216ZM222 130H223V129H222ZM225 130H226V129H225ZM244 130H248V129H244ZM250 130H252V132H250V133H253V129L251 128ZM262 130H261V131H262ZM170 131H172V134H171V135H173V130L170 129ZM170 131H169V132H170ZM179 131H180V130H179ZM181 131H182V130H181ZM208 131H210V130H208ZM218 131H219V130H218ZM223 131H224V130H223ZM237 131L240 132V130H237ZM241 131H243V130H241ZM258 131H259V130H258ZM83 132H84V131H83ZM162 132H163V131H162ZM164 132H166V131H164ZM164 132H163V133H164ZM247 132H248V131H247ZM183 133H184V132H183ZM195 133H196V132H195ZM201 133H202V132H201ZM205 133H206V132H205ZM223 133H224V132H223ZM242 133H243V132H242ZM248 133H249V132H248ZM258 133H260V134L263 135V133H261V132H258ZM78 134H79V133H78ZM81 134H82V132H81ZM164 134H166V133H164ZM167 134H168V133H167ZM179 134H180V133H179ZM196 134H197V133H196ZM202 134H204V133H202ZM232 134H233V133H232ZM238 134H240V133H238ZM244 134H245V139H246V136H248V135H246V133H244ZM175 135H176V133H175ZM175 135H174V136H175ZM182 135H183V134H182ZM191 135H192V134H191ZM200 135H201V134L199 133V136H200ZM212 135H215L214 131H213V134H212ZM250 135H253V134H250ZM250 135H249V137H251ZM254 135H256V133H254ZM254 135H253V136H254ZM262 135H261V136H262ZM75 136H76V134H75ZM77 136H79V135H77ZM81 136H82V135H81ZM83 136H84V135H83ZM165 136H167V135H165ZM169 136H170V133H169ZM179 136L182 137L181 135H179ZM187 136L190 137L189 134H187ZM195 136H196V135H195ZM228 136H229V135H228ZM232 136H233V135H232ZM236 136H238V135L236 134ZM170 137H171V136H170ZM183 137H184V136H183ZM205 137H207V136H205ZM240 137L242 138V136H240ZM254 137H255V136H254ZM73 138H74V137H73ZM76 138H78V137H76ZM153 138H154V136H153ZM172 138H174V137H172ZM178 138H179V137H178ZM196 138H197L196 141L200 140V139H198V136H197ZM211 138H212V137H211ZM234 138H235V135H234ZM236 138H237V137H236ZM251 138H252V137H251ZM151 139H152V138H151ZM164 139H165V138L163 137L162 141H163ZM184 139H185V138H184ZM187 139H188V138H187ZM193 139H194V138H193ZM215 139H216V138H215ZM248 139H249V138H248ZM263 139H264V137H263ZM5 140H6V139H5ZM79 140H80V139H79ZM153 140H154V139H153ZM166 140H168L167 137H166ZM179 140L181 141L182 139H179ZM190 140H191V139H189V141H190ZM194 140H195V139H194ZM224 140H225V139H224ZM231 140L233 141V137H232ZM238 140H239V139H238ZM246 140H247V139H246ZM259 140H260V139H259ZM7 141L9 142L8 139H7ZM81 141H82L83 146H85L84 143H83L84 139L81 140ZM217 141H219V140L217 139ZM220 141H221V140H220ZM220 141H219V142H220ZM226 141H227V140H226ZM260 141H261V140H260ZM73 142H75V141L73 140ZM76 142H77V141H76ZM78 142H80V141H78ZM78 142H77V143H78ZM147 142H148V141H147ZM150 142H151V141H150ZM164 142H165V140H164ZM166 142H167V141H166ZM168 142L170 143V142H171V139L168 140ZM186 142H187V141H186ZM191 142H192V141H191ZM193 142H194V141H193ZM198 142H199V141H198ZM262 142H263V141H262ZM85 143H87V142H85ZM173 143H174V142H173ZM177 143L179 144V143H184V142H183V140H182V142H178V141H177ZM210 143H211V142H210ZM210 143H209V145H210ZM222 143H223V142H222ZM8 144H10V143H8ZM11 144H12V143H11ZM80 144H81V142H80ZM162 144H163V143H162ZM178 144H175V145H178ZM262 144H263V143H262ZM78 145H79V144H78ZM78 145H76V147H77ZM149 145H151V144H149ZM159 145H160V144H159ZM171 145H172V143H171ZM211 145H212V144H211ZM211 145H210V146H211ZM219 145L221 146V142L219 143ZM256 145H257V144H256ZM258 145H259V143H258ZM258 145H257V146H258ZM12 146H13V145H12ZM71 146H74V145L71 144ZM146 146H147V145H146ZM178 146H179V145H178ZM178 146H177V147H178ZM180 146H182V145L180 144ZM205 146H206V145H205ZM205 146H204V147H205ZM207 146H208V145H207ZM214 146H216V143L214 144V142H213L212 147H214ZM222 146H223V145H222ZM261 146H262V145H261ZM147 147H148V146H147ZM152 147H153V146H152ZM208 147H209V146H208ZM218 147H219V146H218ZM78 148H80V147H78ZM86 148H88V147L86 146ZM86 148H84V150H85ZM95 148H96V147H95ZM126 148H127V147H126ZM144 148H145V146H144ZM163 148H164V147H163ZM163 148H162V149H163ZM181 148H183V147H181ZM205 148H206V147H205ZM219 148H220V147H219ZM259 148H260V147H258V150L261 151ZM262 148H263L262 151H264V145H263ZM2 149H3V148H2ZM73 149H74V148H73ZM149 149H150V148H149ZM157 149L159 150L158 147H157ZM255 149L257 150L256 147H255ZM76 150H77V149L75 148L74 151L76 152ZM87 150H88V149H87ZM87 150H86V153H87ZM119 150H120V149H119ZM128 150H129V149H128ZM128 150H127V151H128ZM147 150H148V149H147ZM153 150H154V148H153ZM166 150H167V149H166ZM173 150H174V149H173ZM179 150H180V149H179ZM187 150H188V149H187ZM189 150H190V149H189ZM203 150H204V149H203ZM205 150L207 151V149H205ZM216 150H218V148H217ZM219 150H220V149H219ZM3 151H4V150H3ZM78 151H79V150H78ZM81 151H82V150H81ZM127 151H126V153H127ZM174 151H175V150H174ZM183 151H185V149H184ZM197 151H198V150H197ZM199 151H200V148H199ZM210 151H211V149H210ZM92 152H94V151H92ZM96 152H97V151H96ZM113 152H114V151H113ZM142 152L145 153V151H142ZM168 152H170V150H168ZM177 152H179V151H175V153H177ZM181 152H182V150H180V153H181ZM211 152H212V151H211ZM230 152H231V151H230ZM71 153H72V152H71ZM81 153H83V152H81ZM106 153H107V152H106ZM110 153H111V152H110ZM128 153H130V152H128ZM128 153H127V154H128ZM150 153H152V152H150ZM159 153H161V152H159ZM180 153H178V154H180ZM183 153H184V152H183ZM195 153H196V152H195ZM195 153H194V154H195ZM215 153H217V152L215 151ZM222 153H223V152H222ZM259 153H260V152H259ZM261 153H262V152H261ZM263 153H264V152H263ZM77 154H78V153H77ZM77 154H76V155H77ZM95 154H97V155L100 156V154H98V153H95ZM102 154H103V153H102ZM107 154H108V153H107ZM123 154H125V153H123ZM194 154H193V155H194ZM224 154H226V152H224ZM7 155H8V154H7ZM74 155H75V154H74ZM92 155H93V154H92ZM105 155H106V154H105ZM120 155H121V153H120ZM143 155H144V154H143ZM156 155H157V153H156ZM168 155H169V154H168ZM171 155H172V154H171ZM181 155H183V154H181ZM186 155H187V154L185 153V156H186ZM206 155H207V154H206ZM209 155H210V154H209ZM261 155H262V154H261ZM79 156H80V154H79ZM79 156L77 155L76 157L79 158ZM82 156H83V155H82ZM109 156H110V155H109ZM115 156H116V153H115L114 157H115ZM117 156H118V154H117ZM117 156H116V157H117ZM121 156H122V155H121ZM164 156H165V155H164ZM169 156H170V155H169ZM169 156H168V158H169ZM174 156H175V155H174ZM185 156H183V157H185ZM194 156H196V155H194ZM197 156H199V155H197ZM203 156H204V153H202V157H203ZM215 156H216V155H215ZM244 156H245V155H244ZM244 156H243V157H244ZM257 156H258V155L256 154V157H257ZM6 157H7V156H6ZM83 157H84V156H83ZM92 157H93V156H92ZM95 157H96V156H95ZM112 157H113V156H112ZM119 157H120V156H119ZM138 157H139V156H138ZM141 157H142V156H141ZM146 157L148 158L147 155H146ZM170 157H171V156H170ZM172 157H173V156H172ZM176 157H177V156H176ZM183 157H182V158H183ZM188 157H189V156H187V158H188ZM216 157H219V156H216ZM258 157L261 159V156H258ZM85 158H86V157H85ZM99 158H100V157H99ZM125 158H126V157H125ZM149 158H150V157H149ZM158 158H159V157H158ZM162 158H163V157H162ZM194 158H195V157H194ZM196 158H197V157H196ZM204 158H205V157H204ZM204 158H203V159H204ZM220 158H221V157H220ZM220 158H219V160H220ZM226 158H227V157H226ZM245 158H246V157H245ZM262 158H263V157H262ZM70 159H71V158H70ZM101 159H103V158H101ZM110 159H111V158H110ZM117 159H118V157H117ZM121 159H122V158H121ZM123 159H124V157H123ZM127 159H128V158H127ZM142 159H143V158H142ZM144 159H145V158H144ZM166 159H167V158H166ZM170 159H171V158H170ZM189 159H191V158H189ZM189 159H188V160H189ZM192 159H193V158H192ZM227 159H228V158H227ZM227 159H226V160H227ZM248 159H249V158H248ZM248 159H247L246 162H248ZM260 159H259V161H260ZM18 160H19V159H18ZM91 160H92V159H91ZM93 160H95V159H93ZM113 160H114V159H113ZM118 160H119V159H118ZM128 160H129V159H128ZM128 160H127V162H128ZM148 160H149V159H147V161H148ZM163 160H164V159H163ZM168 160H169V159H168ZM185 160H186V159H185ZM210 160H211V158H210ZM210 160H209V161H210ZM243 160L245 161V159H243ZM73 161H75V160H73ZM116 161H117V160H116ZM119 161H122V160H119ZM119 161H118V162H119ZM124 161H125V160H124ZM138 161H139V160H138ZM152 161H153V160H152ZM164 161H165V160H164ZM164 161H163V162H164ZM180 161H181V160H180ZM205 161H207V160H205ZM223 161H224V160H223ZM223 161H222V162H223ZM227 161H228V160H227ZM259 161H258V162H259ZM94 162L97 163L96 161H94ZM108 162H109V161H108ZM118 162H116V163H118ZM127 162H126V163H127ZM129 162H130V161H129ZM156 162H157V161H156ZM173 162H174V161H173ZM181 162H182V161H181ZM190 162H191V160H190ZM213 162H214V161H213ZM246 162H244V163H246ZM249 162L251 163V161H249ZM249 162H248V163H249ZM260 162H261V161H260ZM262 162H263V161H262ZM262 162H261V163H262ZM72 163H73V162H72ZM74 163H75V162H74ZM85 163H86V162H85ZM112 163H113V162H112ZM112 163H111V164H112ZM116 163H115L114 165H116ZM151 163H152V162H151ZM164 163H165V162H164ZM167 163H168V162H167ZM175 163H176V162H175ZM178 163H179V162L177 161V164H178ZM184 163H185V162H184ZM188 163H189V162H188ZM204 163H207V162H204ZM214 163L217 164V161L214 162ZM227 163H229V162H227ZM17 164H18V163H17ZM90 164H91V163H90ZM93 164H94V163H93ZM121 164H123V163H121ZM132 164H133V162H132ZM132 164H131V165H132ZM177 164H176V165H177ZM209 164H210V163H209ZM218 164H219V163H218ZM256 164H257V163H256ZM81 165H82V164H81ZM83 165H84V163H83ZM83 165H82V166H83ZM94 165H95V164H94ZM114 165H111V166L113 167ZM119 165H120V163H119ZM125 165H126V164H125ZM138 165H139V164H138ZM141 165H142V164H141ZM151 165H153V163L150 164V166H151ZM154 165H156V164H154ZM154 165H153V166H154ZM158 165H159V164H158ZM158 165H157V166H158ZM160 165H161V164H160ZM180 165H181V164H179V167H180ZM182 165H183V164H182ZM186 165H187V163H186ZM186 165H185V166H186ZM206 165H207V164H206ZM206 165H205L204 167H207V166H208V165H207V166H206ZM211 165H213V164H211ZM229 165H230V164H229ZM253 165H254V163H253ZM69 166H70V164H69ZM73 166H74V164H73ZM82 166H81V167H82ZM92 166H93V165H92ZM95 166H96V165H95ZM97 166H98V165H97ZM132 166H133V165H132ZM132 166H131V167H132ZM163 166H164V165H163ZM167 166H168V165H167ZM169 166H170V165H169ZM185 166H184V168H185ZM218 166H219V165H218ZM221 166H222V164H221ZM257 166H258V164H257ZM67 167H68V166H67ZM93 167H94V166H93ZM117 167H119V166H117ZM122 167H126V166H122ZM128 167H130V166L127 165V168H128ZM182 167H183V166H182ZM222 167L224 168V167H225V164H223ZM246 167H247V165H246ZM253 167H254V166H253ZM258 167H259V166H258ZM16 168H17V167H16ZM79 168H80V166H79ZM79 168H78V169H79ZM90 168L92 169L91 166H90ZM94 168H95V167H94ZM110 168H111V167H110ZM113 168H114V167H113ZM113 168H112V170H113ZM132 168H135V167H132ZM138 168H139V167H138ZM173 168H174V166H173ZM184 168H183V171H184ZM209 168H210V167H209ZM214 168H216V167H214ZM228 168H229L228 170L230 171V170H231L230 167H228ZM247 168H248V167H247ZM115 169H116V167H115ZM123 169H124V168H123ZM125 169H126V168H125ZM174 169H175V168H174ZM211 169H213L212 166H211ZM220 169H221V167H220ZM255 169L257 170V172H259V170H258L256 167H255ZM71 170H72V169H71ZM79 170H80V169H79ZM82 170H83V169H82ZM82 170H81V171H82ZM89 170H90V169H89ZM116 170H117V169H116ZM129 170H130V169H129ZM141 170H142V169H141ZM176 170H177V169H176ZM204 170H205V169H204ZM216 170H218V169H216ZM216 170L214 171L215 173H216ZM225 170H226V169L223 170L224 173H227L228 175H230V174H231V175H234V174H233V171H231L232 173H231V172L228 173V172H226ZM228 170H227V171H228ZM72 171H73V170H72ZM81 171H78V172L81 173ZM91 171H92V170H90V172H91ZM180 171H181V170H180ZM183 171L181 172V177H182L183 174H186V173H187V172H186V173H183ZM207 171H209L208 168H207V170L204 171V172H207ZM254 171H255V170H254ZM261 171L263 172V170H261ZM83 172H84V171H83ZM88 172H89V171H87V173H88ZM93 172H94V170L92 171V174H93ZM111 172H112V171H111ZM113 172H114V171H113ZM178 172H179V171H178ZM184 172H185V171H184ZM204 172H201V173H204ZM210 172H211V171H210ZM218 172H219V170H218ZM218 172H217V173H218ZM220 172H221V171H220ZM220 172H219V173H220ZM257 172H256V173H257ZM262 172H261V173H262ZM67 173H68V172H67ZM176 173H177V171H176ZM182 173H183V174H182ZM237 173H238V172H237ZM237 173L235 172V174H237ZM253 173H254V172H253ZM253 173H252V174H253ZM71 174H72V173H71ZM75 174H76V173H75ZM77 174H78V173H77ZM77 174H76V175H77ZM96 174H97V173H96ZM143 174H144V173H143ZM222 174H223V173H222ZM227 174H226V176H227ZM242 174H243V173H241V175H242ZM249 174H250V173H249ZM249 174H248V176H249ZM252 174H251V175H252ZM258 174H260V172H259ZM25 175H26V174H25ZM68 175H69V174H68ZM81 175H82V174H81ZM88 175H90V174H88ZM136 175H138V174L136 173ZM208 175H209V174H208ZM210 175H211V174H210ZM220 175H221V174H220ZM220 175H219V176H220ZM231 175H230V177L233 178V176H231ZM238 175H239V173H238ZM251 175H250L249 177H251ZM256 175H257V174H256ZM29 176H30V175H29ZM70 176H71V175H70ZM78 176H79V174H78ZM84 176H85V174H84ZM84 176H83V177H84ZM86 176H87V174H86ZM90 176H91V175H90ZM109 176H110V175H109ZM112 176H113V175H112ZM203 176H206V175L204 174ZM234 176H236V175H234ZM239 176H240V175H239ZM243 176H244V175H243ZM243 176H242V177H243ZM259 176H260V175H259ZM259 176H258V177H259ZM261 176H262V175H261ZM263 176H264V175H263ZM79 177H80V176H79ZM95 177H96V176H95ZM97 177H98V176H97ZM102 177H103V176H102ZM105 177H106V175H105ZM119 177H120V175L117 177V179H119ZM130 177H131V175H130ZM140 177H142V176H140ZM177 177H179V174H178ZM188 177H189V175H188ZM245 177H246V176H245ZM253 177H255V173H254V176H253ZM76 178L78 179V177H76ZM87 178H88V177H87ZM99 178H100V177H99ZM107 178H108V182H109V178L111 179V177H108V176H107ZM120 178H121V177H120ZM123 178H124V177H123ZM204 178H205V177H204ZM206 178H207V177H206ZM206 178H205V179H206ZM213 178H214V177H213ZM217 178H218V177H217ZM223 178H225V177L223 176ZM237 178H238V176H237ZM263 178H264V177H263ZM263 178H262V179H263ZM29 179H30V178H29ZM74 179H75V178H74ZM97 179H98V178H97ZM124 179H125V178H124ZM126 179H127V178H126ZM133 179H134V178H133ZM133 179H132V180H133ZM142 179H143V178H142ZM174 179H175V178H174ZM188 179H190V178H188ZM205 179H204V180H205ZM233 179L235 180V178H233ZM250 179H252V178H250ZM250 179H249V180H250ZM23 180H24V179H23ZM45 180H46V179H45ZM58 180H59V179H58ZM69 180H70V178H69ZM102 180L104 181L103 178H102ZM115 180H116V179H115ZM127 180H128V179H127ZM161 180H163V179H160L159 181H161ZM175 180H176V179H175ZM204 180H203V181H204ZM222 180H223V179L221 178V182H222ZM225 180H226V179H225ZM24 181H25V180H24ZM65 181H66V179H65ZM84 181H85V180H84ZM84 181H82V179H81V182H83V184L85 185L86 183H85ZM98 181H100V180L98 179L96 182L98 183ZM121 181H122V180H121ZM121 181H120V182H121ZM123 181H124V182H122V183H125V180H123ZM135 181H136V180H135ZM135 181H134V182H135ZM151 181H152V180H151ZM188 181L190 182V180H188ZM207 181H209L208 183H210V180H209V179H208ZM207 181H205V182H207ZM214 181H215V179H214ZM254 181H256V180H254ZM259 181H260V180H259ZM263 181H264V179H263ZM39 182H40V181H39ZM88 182H89V181H88ZM88 182H87V183H88ZM100 182H101V181H100ZM105 182H106V181H105ZM137 182H138V180H137ZM153 182H154V181H153ZM166 182H167V181H166ZM177 182H178V181H177ZM180 182H181V181H180ZM184 182H186V181H184ZM225 182H227V181H225ZM232 182H233V180H232ZM8 183H9V182H8ZM32 183H33V182H32ZM44 183H46V182H44ZM75 183H76V182H75ZM101 183H102V182H101ZM101 183H100V186L103 185V184H101ZM122 183H120V184H122ZM131 183H132V182H131ZM138 183H139V182H138ZM154 183H155V182H154ZM157 183H158V181H157ZM157 183H156V184H157ZM174 183H175V181H174L172 184H174ZM229 183H230V179H229ZM255 183H256V182H255ZM261 183H262V182H261ZM22 184H23V182H22ZM24 184H25V182H24ZM39 184H40V186H41V183H39ZM76 184H77V183H76ZM107 184L110 185V182L107 183ZM128 184H129V183H128ZM133 184H134V183H133ZM140 184H141V183H140ZM144 184H145V183H144ZM156 184H155V185H156ZM163 184H164V182H163ZM163 184H162V182H161V184L158 183V186H159V185L161 186V185H163ZM184 184H185V183H184ZM213 184H214V183H213ZM218 184L220 185V183H218ZM233 184H234V183H233ZM246 184H248V183H246ZM246 184H245V185H246ZM7 185H8V184H7ZM10 185H11V183H10ZM10 185H9V186H10ZM33 185H34V184H33ZM45 185H46V184H45ZM73 185H74V184H73ZM78 185H79V183H78ZM80 185H81V184H80ZM80 185H79V186H80ZM86 185H87V184H86ZM86 185L84 186V188H86ZM186 185H188V184H185V185H184V188H186ZM216 185H217V183H216ZM226 185H227V184H226ZM263 185H264V184H263ZM20 186H21V189H22V185H20ZM28 186H29V185H28ZM37 186H38V185H37ZM82 186H83V185H82ZM96 186H97V184H96ZM120 186H121V185H120ZM124 186H125V185H124ZM128 186H129V185H128ZM136 186H138V185L136 184ZM151 186H152V185H151ZM160 186H159V187H160ZM164 186H166L165 188H166L167 190H169V189L167 188V184H165ZM164 186H163V187H164ZM172 186H174V185H172ZM172 186H171V187H172ZM179 186H180V185H179ZM182 186H183V185H182ZM209 186H210V184H209ZM212 186H213V185H212ZM221 186H222V184L220 185V187H221ZM259 186H260V185H259ZM259 186H258V187H259ZM15 187H16V186H15ZM29 187H30V186H29ZM33 187H34V186H33ZM38 187H39V186H38ZM46 187H48V185H47ZM63 187H64V186H63ZM74 187H75V186H74ZM121 187H122V186H121ZM121 187H120V189H121ZM130 187H131V186H130ZM143 187H146V185L143 186ZM163 187H162V188H163ZM188 187H189V186H188ZM215 187H218V186H215ZM258 187H257V188H258ZM260 187H261V186H260ZM6 188H7V187H6ZM8 188H9V187H8ZM71 188H72V187H71ZM82 188H83V187H82ZM107 188H108V187H107ZM111 188H112V187H111ZM132 188H134L133 185H132ZM139 188H140V187H139ZM155 188H156V186H155ZM155 188H154V190H155ZM160 188H161V187H160ZM160 188H159V189H160ZM210 188H211V186H210ZM213 188H214V187H213ZM222 188H223V187H222ZM227 188H228V187H227ZM24 189H25V188H24ZM52 189H53V188H52ZM75 189H76V188H75ZM98 189H99V188H98ZM98 189H97L96 191H98ZM122 189H123V188H122ZM122 189H121V193H122ZM124 189H125V188H124ZM128 189H129V188H128ZM142 189H143V188H142ZM157 189H158V188H156V190H157ZM163 189H164V188H163ZM173 189H174V188H173ZM189 189H190V188H189ZM189 189H188V190H189ZM217 189H219V191H221L220 188H217ZM225 189H226V188H225ZM228 189H229V188H228ZM234 189H235V188H234ZM258 189H259V188H258ZM6 190H7V189H6ZM15 190H16V189H15ZM22 190H23V189H22ZM25 190H26V189H25ZM76 190H78V189H76ZM76 190H75V192H76ZM79 190H80V189H79ZM79 190H78V191H79ZM86 190H87V188H86ZM113 190H114V189H113ZM113 190H112V191H113ZM131 190H132V189H131ZM152 190H153V188H152ZM175 190H176V189H175ZM175 190H172V191H175ZM186 190H187V188H186ZM191 190H192V189H191ZM211 190H212V188H211ZM229 190H230V189H229ZM232 190H233V188H232ZM237 190H239V189H237ZM261 190H262V189H261ZM28 191H30V190H28ZM68 191H69V190H68ZM71 191H72V189H71ZM88 191H89V189H88ZM96 191H95V192H96ZM115 191H116V190H115ZM119 191H120V190H119ZM123 191H124V190H123ZM126 191H127V190H126ZM128 191H129V190H128ZM140 191H141V192H142V191L145 192L146 189H144V190H140ZM160 191H161V190H160ZM160 191H159V192H160ZM162 191L164 192V190H162ZM214 191H215V190H214ZM235 191H236V190H235ZM6 192H7V191H6ZM14 192H15V191H14ZM16 192H17V191H16ZM34 192H36V190H35ZM65 192H66V191H65ZM72 192H73V191H72ZM75 192H73V193H75ZM108 192H110V191H108ZM166 192H168V191H166ZM176 192H177V191H176ZM191 192H192V191H190V193H191ZM212 192H213V190H212ZM215 192H217V190H216ZM228 192H229V191H228ZM255 192H257V191H255ZM7 193H8V192H7ZM18 193H19V190H18ZM31 193H32V192H31ZM78 193H79V192H78ZM98 193H99V192H98ZM111 193H112V192H111ZM145 193H148V192H145ZM151 193H153V191H152ZM151 193H150V195H152ZM154 193H155V192H154ZM154 193H153V195H155ZM160 193H161V192H160ZM168 193H169V192H168ZM182 193H184V192L182 191ZM192 193H193V192H192ZM208 193L210 194V192H208ZM213 193H214V192H213ZM222 193H223V192H222ZM260 193H261V192H260ZM260 193H258L257 195H260ZM36 194H38V193H36ZM71 194H72V193H71ZM94 194H95V193H94ZM118 194H120V193H118ZM124 194H125V193H124ZM130 194H131V193H130ZM132 194H133V193H132ZM163 194H164V193H163ZM169 194H170V193H169ZM214 194H215V193H214ZM214 194H213V196H214ZM216 194H218V193H216ZM216 194H215V195H216ZM220 194H221V193H220ZM254 194H255V193H254ZM262 194H264V193H261V196H262ZM65 195H67V194H65ZM74 195H76V193H75ZM77 195H78V194H77ZM95 195H96V194H95ZM106 195H107V193H106ZM106 195H105V196H106ZM113 195H114V194H113ZM126 195H127V194H126ZM146 195H147V194H146ZM171 195H172V193H171ZM173 195H174V194H173ZM184 195H185V194H184ZM210 195H211V194H210ZM249 195H250V194H249ZM79 196H80V195H79ZM86 196H87V194H86ZM97 196H98V195H97ZM100 196L102 197V194H101ZM100 196H99V198H98V197H97V198L100 199ZM107 196L109 197V193H108ZM127 196H128V195H127ZM147 196H148V195H147ZM155 196L158 197V195H155ZM166 196L169 197V198H171V197L168 196V195H166ZM166 196H165V198H167ZM176 196H177V193H176ZM186 196H187V195H186ZM190 196H191V195H190ZM216 196H217V199H218V198H219L218 195H216ZM220 196H221V195H220ZM224 196H225V195H224ZM233 196H234V194H233ZM235 196H236V195H235ZM66 197H68V195L65 196V198H66ZM72 197H73V196H72ZM84 197H85V195H84ZM122 197H123V196H122ZM128 197H129V196H128ZM174 197H175V196H174ZM184 197H185V196H184ZM210 197H211V196H210ZM227 197H229V196H227ZM230 197H231V196H230ZM250 197H251V196H250ZM257 197H258V196H257ZM263 197H264V196H263ZM82 198H83V197H82ZM88 198H89V197H88ZM93 198H94V197H93ZM105 198H106V197H105ZM114 198H115V197H114ZM126 198H127V197H126ZM126 198H125V200H127ZM139 198H140V197H139ZM145 198H146V197H145ZM154 198H155V197H154ZM161 198H162V197H161ZM161 198H160V199H161ZM180 198H182V197H180ZM188 198H189V197H188ZM188 198H187V199H188ZM232 198H233V197H232ZM232 198H231V199H232ZM237 198H238V197H237ZM258 198H259V197H258ZM261 198H262V197H261ZM79 199H80V198H79ZM89 199L91 200L92 198H89ZM109 199H110V198H109ZM130 199H131V197H130ZM136 199H137V198H136ZM140 199H141L142 201L144 200L143 198H140ZM148 199H150V197H149ZM160 199H159V200H160ZM172 199H173V198H172ZM189 199H190V198H189ZM213 199H214V198H213ZM217 199H216V200H217ZM253 199H254V198H253ZM263 199H264V198H262V201H263ZM61 200H62V199H61ZM65 200H66V199H65ZM83 200H84V199H83ZM92 200H93V199H92ZM100 200H102V199H100ZM104 200H105V199H104ZM123 200H124V199H123ZM132 200H134V202H137V200L135 201L134 198H133ZM141 200H140V201H141ZM178 200H179V199H178ZM183 200H184V199H183ZM183 200H181V201H183ZM185 200H186V199H185ZM210 200H211V199H210ZM216 200L213 201V202H216ZM224 200H225V199H224ZM242 200H243V199H242ZM260 200H261V199H260ZM78 201H79V200H78ZM86 201H87V200H86ZM86 201H85V203L88 202V201H87V202H86ZM96 201H97V199H95V203H97ZM102 201H103V200H102ZM110 201H111V200H110ZM140 201H138V202H140ZM155 201H156V199H155ZM167 201L169 202L170 200L168 199ZM189 201H190V200H189ZM217 201L219 202V200H217ZM221 201H222V203H223V200H221ZM221 201H220V202H221ZM228 201H229V200H228ZM230 201H231V200H230ZM230 201H229V202H230ZM257 201H258V199H257ZM34 202H35V201H34ZM63 202H64V200H63ZM83 202H84V201H83ZM91 202L93 203L94 200L91 201ZM91 202H90V203H91ZM113 202H114V201H113ZM123 202H124V201H123ZM126 202H127V201H126ZM128 202H129V201H128ZM128 202H127V204H128ZM147 202H148V201H147ZM157 202H158V201H157ZM163 202H164V201H163ZM184 202H185V201H184ZM237 202H238V201H237ZM249 202H250V201H249ZM254 202H255V199H254ZM259 202H261V201H259ZM59 203H60V201H59ZM67 203L69 204V202H66V204H67ZM72 203H73V202H72ZM74 203H75V202H74ZM74 203H73V204H74ZM77 203H78V202H77ZM81 203H82V202H81ZM100 203H101V202H99V204H100ZM115 203H117V200H116ZM132 203H133V202H132ZM132 203H131V204H132ZM141 203H145V200H144L143 202H141ZM148 203H149V202H148ZM160 203H161V202H160ZM164 203H165V202H164ZM173 203H174V202H173ZM211 203H212V202H211ZM225 203H226V202H225ZM225 203H223V205H224ZM227 203H228V202H227ZM256 203L258 204V202H256ZM261 203H264V202H261ZM261 203H259V204H261ZM66 204H65V205H66ZM70 204H71V203H70ZM83 204H84V203H83ZM104 204H105V203H104ZM120 204L122 205V203H120ZM124 204H125V203H124ZM127 204H125V206H126ZM137 204H138V203H137ZM165 204L167 205V203H165ZM177 204H178V203H177ZM216 204H218V203H216ZM235 204H236V202H235L234 204H232V205H235ZM243 204H244V203H243ZM251 204H252V203H251ZM257 204H256V205H257ZM54 205H55V204H54ZM57 205H58V203H57ZM57 205H55V206H57ZM62 205H64V204H62ZM101 205H103V204H101ZM105 205H106V204H105ZM129 205H130V204H129ZM134 205H135V204H134ZM134 205H133V206H134ZM146 205H147V204H146ZM148 205H150V204H148ZM153 205H154V204H153ZM192 205H193V204H192ZM203 205H204V204H203ZM203 205H202V206H203ZM228 205H230V203H229ZM247 205H248V203H247ZM263 205H264V204H263ZM31 206H32V205H31ZM55 206H52V207H55ZM66 206H67V205H66ZM85 206H88V208H89V205H84L83 207H85ZM92 206H93V205H92ZM92 206H91V210H92ZM94 206H95V204H94ZM112 206H113V205H112ZM118 206L120 207V205H118ZM118 206H117V207H118ZM122 206L124 207V205H122ZM122 206H121V207H122ZM131 206H132V205H131ZM131 206H130V207H131ZM150 206H151V205H150ZM150 206H148V207L150 208ZM154 206H155V205H154ZM154 206H153V207H154ZM164 206H165V205H163L162 207H164ZM179 206H180V205H179ZM189 206H190V205H189ZM194 206H195V204H194ZM199 206H200V205H199ZM206 206H207V205H206ZM215 206H216V205H215ZM215 206H214V207H215ZM220 206H221V204H220ZM230 206H231V205H230ZM249 206H251V205H249ZM258 206H259V205H258ZM59 207H60V204H59ZM59 207H57V208H59ZM64 207H65V206H64ZM71 207H72V206H71ZM78 207H79V205H78ZM95 207H96V206H95ZM98 207H99V206H98ZM100 207H101V206H100ZM103 207H105V206H102V208H103ZM119 207H118V208H119ZM123 207H122V208H123ZM127 207H128V206H127ZM130 207H129V208H130ZM134 207H135V208H137V207H140V208H141L140 205L137 206V207H136V206H134ZM134 207H133V208H134ZM156 207H157V206H156ZM170 207H171V206H170ZM183 207L185 208V206H183ZM200 207H201V206H200ZM221 207H223V206H221ZM228 207H229V206H228ZM228 207H227V211H228V209H229ZM233 207H234V206H233ZM236 207H237V204H236ZM256 207H257V206H256ZM256 207H254V208L251 207V212H252V210L255 209ZM259 207H260V206H259ZM263 207H264V206H263ZM263 207H261L260 210H261ZM19 208H21L20 210H23V209H22V208H23L22 206H20ZM61 208H63V207H61ZM61 208H60V209H61ZM75 208H76V207H75ZM75 208H72V209H75ZM80 208H81V207H80ZM88 208H87V209H88ZM96 208H97V207H96ZM108 208H109V206H108ZM118 208H117V209H118ZM122 208H121V209H122ZM129 208H127V209H129ZM131 208H132V207H131ZM133 208H132V209H133ZM135 208H134V209H135ZM160 208H161V207H160ZM198 208H199V207H198ZM237 208H238V207H237ZM237 208H236V209H237ZM249 208H250V207H249ZM252 208H253V209H252ZM54 209H55V208H54ZM82 209H86V208H82ZM104 209H106V207L103 208L102 210H100V208H97V210L95 209L94 212H93V210H92V211H91V212H92V215H93V213H95L96 211L98 212V210H100L99 212L101 213V211H104ZM113 209H114V208H113ZM137 209H138V208H137ZM147 209H148V208H147ZM150 209H151V208H150ZM150 209H149V210H150ZM156 209H157V208H156ZM163 209L165 210V207H164ZM171 209H172V208H171ZM175 209H176V208H175ZM210 209H211V207H210ZM219 209H221V208H219ZM225 209H226V208H225ZM239 209L241 210V208H239ZM239 209H237V210H239ZM24 210H25V209H24ZM57 210H58V209H57ZM64 210H65V209H64ZM77 210H79V209H77ZM80 210H81V209H80ZM106 210H107V209H106ZM119 210H120V209H119ZM125 210H126V209H125ZM125 210H124V209H123V211L120 210V211H121L120 214H122V212H124ZM129 210H130V209H129ZM139 210H140V209H139ZM152 210L155 211V209H152ZM195 210H196V209H195ZM195 210H194V211H195ZM203 210L206 211L205 209H203ZM208 210H209V209H208ZM229 210H231V209H229ZM258 210H259V209H258ZM84 211H85V210H84ZM87 211H89V209H88ZM108 211H110V209H109ZM127 211H128V210H127ZM137 211H138V210H137ZM156 211H157V210H156ZM171 211L173 212V210H171ZM175 211H176V210H175ZM183 211H184V210H183ZM197 211H198V210H197ZM197 211H196V212H197ZM213 211H214V210H213ZM219 211H220V210H219ZM227 211L225 210V212H227ZM53 212H54V211H53ZM53 212H52V213H53ZM68 212H69V211H68ZM79 212H80V211H79ZM91 212H90V213H91ZM99 212H98V213H99ZM105 212H106V211H105ZM114 212H115V211H114ZM125 212H126V211H125ZM138 212H141V211H138ZM144 212H148V211L146 210V211H144ZM176 212H177V211H176ZM221 212H222V211H221ZM230 212H233V211H229V213H230ZM234 212H236V211H235V208H234ZM234 212H233V213H234ZM239 212H240V211H237L236 213H239ZM247 212H248V211H247ZM259 212H260V211H259ZM262 212H263V211H262ZM61 213H62V212H61ZM66 213H67V212H66ZM76 213H77V212H76ZM84 213H85V212H84ZM110 213H112V212H110ZM116 213H117V211H116ZM142 213H143V211H142ZM155 213H157V212H155ZM159 213H160V212L158 211V214H159ZM191 213H192V212H191ZM191 213H190V214H191ZM193 213H194V212H193ZM199 213H200V211H199ZM199 213H198V214H199ZM206 213H207V212H206ZM236 213H235V214H236ZM243 213H244V212H243ZM255 213H256V211H254V214H255ZM257 213H258V212H257ZM59 214H60V211H59ZM86 214H88V216H89V212H87ZM95 214H96V213H95ZM101 214H102V216H103V213H101ZM101 214H100V215H101ZM107 214H109V213H107ZM112 214H115V213H112ZM117 214H119V213H117ZM131 214H133V213H131ZM136 214H137V213H136ZM174 214H175V213H174ZM188 214H189V213H188ZM194 214H195V213H194ZM200 214H201V213H200ZM211 214H212V212H211ZM217 214H219V213H217ZM230 214H231V213H230ZM240 214H241V213H240ZM259 214H260V213H259ZM259 214H257V215H259ZM263 214H264V213H263ZM62 215H64V214H62ZM72 215H74V214H72ZM97 215H98V214H97ZM104 215H105V214H104ZM128 215H130V213H129ZM134 215H135V211H134ZM137 215H139V214H137ZM140 215H141V214H140ZM145 215H146V214H145ZM147 215H148V214H147ZM149 215H150V214H149ZM160 215H163V214L160 213V214L157 215V216H160ZM201 215H203V214H201ZM213 215H214V213H213ZM231 215H232V214H231ZM84 216H86V215L84 214ZM102 216H101V217H102ZM117 216L122 218V215H121V216L117 215ZM130 216H131V215H130ZM176 216H177V214H176ZM218 216H220V214H219ZM221 216H222V217H221ZM221 216H220V217L223 219V216H224V215L221 214ZM229 216H230V215H229ZM249 216L251 217V215H249ZM260 216H261V215H259V217H260ZM71 217H72V216H71ZM75 217H76V215H75ZM80 217H81V216H80ZM94 217H95V216H94ZM104 217H106V216H104ZM111 217H113V218L111 219V220H113V219H114V216H111ZM128 217H129V216H128ZM128 217H127V218H128ZM155 217H156V216H155ZM190 217H191V216H190ZM209 217H211V216H209ZM213 217L215 218V216H213ZM225 217H226V216H224V218H225ZM233 217H235L234 214H233ZM233 217H232V218H233ZM240 217H241V216H240ZM252 217H253V216H252ZM263 217H264V215L261 216L260 218H263ZM83 218H84V217H83ZM106 218L109 219L110 216H109V218H108V217H106ZM115 218H116V216H115ZM121 218H120V219H121ZM127 218H123V219H127ZM140 218H141V217H140ZM140 218H139V219H140ZM179 218H180V217H179ZM179 218H178V219H179ZM183 218H184V217H183ZM218 218H219V217H218ZM246 218L248 219V216H247ZM63 219H64V218H63ZM81 219H82V218H81ZM84 219L87 220V218H84ZM91 219H94V218H93V217L91 218V216H90V220H91ZM99 219H102V218H99ZM99 219L96 220L98 223L101 221V220L98 221ZM107 219H106V220H107ZM133 219H135V217H134ZM136 219H137V218H136ZM136 219H135V220H136ZM149 219L152 220L151 217H149ZM149 219H147L146 221H148ZM165 219H166V218H165ZM176 219H177V218H176ZM180 219H181V218H180ZM180 219H179V220H180ZM186 219H189V218H186ZM190 219H191V218H190ZM194 219H195V218H194ZM201 219H202V218L200 217V220H201ZM234 219H235V218H234ZM243 219H244V217H243ZM252 219H253V218H252ZM263 219H264V218H263ZM106 220H105V221H106ZM109 220H110V219H109ZM117 220H118V218H117ZM117 220H116V221H117ZM127 220H128V219H127ZM129 220H131V218H130ZM173 220H174V219H173ZM183 220H184V219H183ZM191 220H192V219H191ZM205 220H206V219H205ZM215 220H216V219H215ZM215 220H214V221H215ZM217 220H218V219H217ZM219 220H220V219H219ZM225 220H227V219H225ZM228 220H229V222H230V219H228ZM235 220H236V219H235ZM238 220H239V219H237V221H238ZM72 221H73V220H72ZM77 221H78V219H77ZM87 221H88V220H87ZM91 221H92V220H91ZM93 221H94V220H93ZM93 221H92V222H93ZM103 221H104V220H103ZM113 221H115V219H114ZM113 221H112V222H113ZM131 221H132V220H131ZM138 221H139V220H138ZM159 221H160V220H159ZM159 221H157V222H159ZM180 221H181V220H180ZM189 221H190V220H189ZM192 221H193V220H192ZM198 221H199V220H198ZM203 221H204V220H203ZM232 221H233V219H232ZM243 221H244V220H243ZM248 221H251V220L248 219ZM256 221H257V220H256ZM256 221H254V222H256ZM260 221L262 222V220H260ZM17 222H18V221H17ZM83 222H84V220H83ZM108 222H109V221H108ZM110 222H111V221H110ZM126 222H127V221H126ZM133 222H134V221H133ZM140 222H141V221H140ZM148 222H149V221H148ZM182 222H184V221H182ZM226 222H228V221H226ZM226 222H225V223H226ZM244 222H245V221H244ZM11 223H12V222H11ZM13 223H14V222H13ZM13 223H12V224H13ZM19 223H20V222H19ZM62 223H63V222H62ZM80 223H81V222H80ZM93 223H94V222H93ZM100 223L103 224L102 222H100ZM115 223H116V222H114V225H115ZM119 223H120V220H119ZM127 223H128V222H127ZM146 223H147V222H146ZM146 223H145V224H146ZM153 223H155L154 216H153V221L150 222V224H153ZM172 223H173V222H172ZM172 223H171V224H172ZM184 223H185V222H184ZM186 223H187V222H186ZM206 223H207V222H206ZM208 223H209V222H208ZM230 223H231V222H230ZM230 223H229V225H230ZM238 223H239V221H238ZM248 223H249V225H250V222H248ZM256 223H257V222H256ZM258 223H259V222H258ZM20 224H21V223H20ZM68 224H69V223H68ZM71 224H72V223H70V225H71ZM81 224H82V223H81ZM84 224H85V223H84ZM107 224H108V223H107ZM109 224H113V223H109ZM117 224H118V223H117ZM124 224H125V225H124ZM124 224H123V221L121 220V224H120V225H124V226H126V228H127V225H128V224L126 225L125 222H124ZM130 224H131V223H130ZM134 224H135V223H134ZM157 224L159 225V223H157ZM196 224H197V223H196ZM204 224H205V223H204ZM240 224H241V223H240ZM251 224H252V223H251ZM260 224H261V223H260ZM263 224H264V223H263ZM9 225H10V223H9ZM9 225H7V226H9ZM13 225H14V224H13ZM17 225H19V224H17ZM57 225H58V224H57ZM78 225H79V224H78ZM92 225H93V224H92ZM94 225H95V223H94ZM96 225H97V224H96ZM98 225H99V224H98ZM103 225H104V224H103ZM120 225H119V227H122V226H120ZM132 225H133V223H132ZM140 225H141V224H140ZM153 225H154V224H153ZM167 225H169V224L167 223ZM173 225H174V223H173ZM206 225H207V224H206ZM225 225H226V224H225ZM237 225H238V224H237ZM243 225H246V224H243ZM261 225H262V224H261ZM261 225H259V226H261ZM7 226H6V228H7ZM59 226H60V224H59ZM90 226H91V225H89V227H90ZM112 226H113V225H112ZM116 226H117V225H116ZM134 226H135V225H134ZM146 226H147V225H145V227H146ZM151 226H152V225H151ZM156 226H157V225H156ZM156 226H155V227H156ZM159 226H160V225H159ZM159 226H158V227H159ZM163 226H164V225H163ZM175 226H177V225H175ZM189 226H190V225H189ZM194 226H195V225H194ZM211 226H213V225H211ZM226 226H227L226 229H229V228H228V224H227ZM231 226H232V225H231ZM231 226H230V227H231ZM241 226H242V225H241ZM253 226H255V225L253 224ZM4 227H5V225H4ZM72 227H73V226H72ZM86 227H88V226H86ZM91 227H92V226H91ZM100 227H101V226H100ZM105 227H106V226H105ZM109 227H111V226H109ZM113 227H115V226H113ZM113 227H112V228H113ZM117 227H118V226H117ZM130 227H131V226H130ZM135 227H138V225L135 226ZM177 227H178V226H177ZM183 227H184V226H183ZM185 227H186V226H185ZM191 227H192V226H191ZM196 227H197V225H196ZM209 227H210V226L208 225L207 228H209ZM233 227H234V226H233ZM243 227H244V226H243ZM246 227H247V225H246ZM19 228H20V226H19ZM21 228H22V226H21ZM59 228H60V227H59ZM74 228H76V227L74 226ZM107 228H108V227H107ZM107 228H106V229H107ZM138 228H139V227H138ZM141 228H142V227H141ZM148 228H149V226H148ZM150 228L152 229V227H150ZM153 228H154V227H153ZM179 228H181V227L179 226ZM193 228H194V227H193ZM205 228H206V227H205ZM234 228H236V227H234ZM234 228H232V230H233ZM251 228H252V227H251ZM254 228H256V227H254ZM2 229H3V228H2ZM4 229H5V228H4ZM7 229H8V228H7ZM7 229H6V230H7ZM10 229H11V228H10ZM52 229H53V228H52ZM66 229H68V228H66ZM70 229H71V228H70ZM109 229H110V228H109ZM114 229H115V228H114ZM117 229L119 230V228H117ZM123 229H124V228L122 227V230H123ZM135 229H136V228H135ZM145 229H146V228H145ZM190 229H191V228H190ZM195 229H196V228H195ZM210 229H211V228H210ZM219 229H220V228H219ZM223 229H224V228L222 227V230H223ZM243 229H244V228H243ZM246 229H247V228H246ZM22 230H23V229H22ZM22 230H21V231H22ZM56 230H57V229H56ZM59 230H61V229H59ZM73 230H75V229H73ZM97 230H98V228H97ZM125 230H126V229H125ZM129 230H130V229H129ZM129 230L127 231V234H128V232H129ZM132 230H133V228H132ZM132 230H131V231H132ZM153 230H154V229H153ZM172 230H173V229H172ZM172 230H171V232H172ZM203 230H204V229H203ZM207 230H208V229H206L205 232H207ZM217 230H218V229H216V231H217ZM19 231H20V229H19ZM63 231H64V230H63ZM68 231H70V230L68 229ZM75 231H78V230L76 229ZM113 231H114V230H113ZM116 231H117V230H116ZM119 231H120V230H119ZM158 231H159V230H158ZM209 231H210V230H209ZM213 231H214V230H213ZM218 231H219V230H218ZM250 231H251V233H252L253 230H250ZM55 232H56V231H55ZM72 232H74V231H72ZM123 232H126V231H123ZM135 232H137V231L135 230ZM143 232L145 233L144 230L142 231V234H143ZM148 232H149V231H148ZM163 232H164V231H163ZM186 232L188 233V231H186ZM199 232H200V231H199ZM199 232H198V233H199ZM201 232H202V231H201ZM214 232H215V231H214ZM230 232H234V234H235V231H234V230H233V231H230ZM236 232H237V230H236ZM241 232H242V231H241ZM247 232L250 233V232H249V229H247ZM28 233H29V232H28ZM53 233H54V232L51 231V234H53ZM61 233H62V232H61ZM61 233H60V235H61ZM81 233H83V232H81ZM98 233H99V232H98ZM113 233H114V232H113ZM131 233H132V232H131ZM133 233H134V232H133ZM146 233H147V232H146ZM146 233H145V235H146ZM155 233H156V231H155ZM157 233L159 234V232H157ZM178 233H179V232H178ZM211 233H212V232H211ZM211 233H210V234H211ZM215 233H216V232H215ZM215 233H212V235L214 234V236L216 237ZM222 233H224V232H222ZM238 233H239V232H238ZM242 233H243V232H242ZM242 233H241V234H242ZM245 233H246V232H245ZM245 233H243V234H245ZM251 233H250V235L253 234V233H252V234H251ZM56 234H57V233H56ZM56 234H54V235L56 236ZM63 234H64V232H63ZM66 234H67V233H66ZM85 234H86V233H85ZM85 234H84V235H85ZM125 234H126V233H125ZM134 234H136V233H134ZM134 234H133V235H134ZM140 234H141V233H140ZM162 234H163V233H162ZM169 234H170V233H169ZM216 234L218 235V233H216ZM226 234H227V233L225 232V234H223V235H226ZM232 234H233V233H232ZM243 234H242V236H243ZM24 235H25V232H24ZM79 235H80V234H79ZM82 235H83V234H82ZM138 235H139V234H138ZM180 235H181V234H180ZM183 235H184V234H183ZM183 235H182V236H183ZM193 235L196 236V234H194V233H193ZM200 235H203V234L200 233ZM206 235H207V233H206ZM21 236H22V234H21ZM25 236H29V235L27 234V235H25ZM52 236H53V235L50 236V234H49V237H52ZM55 236H53V237H55ZM87 236H88V235H87ZM98 236H99V235H98ZM136 236H137V234H136ZM140 236H141V235H140ZM147 236H148V235H147ZM149 236H150V235H149ZM155 236H159V235L156 234ZM162 236H164V234H163ZM214 236H213V237H214ZM242 236H241V237H242ZM247 236H249V234H248ZM254 236H255V235H254ZM18 237H19V236H18ZM23 237H24V236H23ZM23 237H22V238H23ZM92 237H93V236H92ZM116 237H117V236H116ZM122 237H123V236H122ZM126 237H127V236H126ZM141 237H142V236H141ZM151 237H152V236H151ZM151 237H150V238H151ZM160 237H161V236H160ZM206 237H207V236H206ZM210 237H212V236H210ZM249 237H250V236H249ZM252 237H253V235H252ZM258 237H259V236H258ZM25 238L27 239V237H25ZM109 238H110V237H109ZM127 238H128V237H127ZM135 238H138V237H135ZM135 238H133V239H135ZM154 238H156V237H154ZM157 238H158V237H157ZM193 238H194V237H193ZM193 238H191V240H193ZM196 238H197V237H196ZM239 238H240V235H239ZM245 238H246V235H245ZM18 239H19V238H18ZM18 239H17V242H18V244H20ZM46 239H47V238H46ZM53 239H54V238H53ZM59 239H60V238H59ZM61 239H62V238H61ZM128 239H129V238H128ZM138 239H139V238H138ZM147 239H148V237H147ZM147 239H146V240H147ZM204 239H205V238L203 237V241H204V242L207 241L206 239H205V240H204ZM207 239H208V237H207ZM209 239H210V238H209ZM212 239H213V238H212ZM219 239H220V238H219ZM241 239H242V238H241ZM248 239H249V238H248ZM254 239H255V238H254ZM15 240H16V239H15ZM50 240H51V239H50ZM50 240H49V241H50ZM103 240H104V239H103ZM105 240H106V239H105ZM125 240H127V239H125ZM170 240H171V238H170ZM173 240H174V239H173ZM176 240H177V239H176ZM194 240H195V238H194ZM196 240H198V238H197ZM214 240H215V239H213V242H215ZM217 240H218V239H217ZM217 240H216V241H217ZM238 240L240 241V239H238ZM242 240H243V239H242ZM256 240H257V239H256ZM5 241H7V240H5ZM9 241H10V240H9ZM24 241H25V239H24ZM24 241H23V242H24ZM49 241H48V242H49ZM99 241H100V240H99ZM106 241H108V240H106ZM135 241H136V240H135ZM142 241H144V240H142ZM154 241H155V240H154ZM160 241L162 242V237H161V239L158 240V243H159ZM163 241H164V240H163ZM198 241H199V240H198ZM198 241H197V242H198ZM224 241H225V243H226L227 240L225 239ZM248 241H249V240H248ZM252 241H253V240H252ZM11 242H12V241H11ZM11 242H8L9 245L11 244ZM17 242H16V243H17ZM20 242H21V240H20ZM23 242H22V243H23ZM27 242H28V241H27ZM27 242H25V243H27ZM50 242H53V241H50ZM92 242H93V241H92ZM112 242H113V241H112ZM120 242H121V241H120ZM131 242H132V241H131ZM140 242H141V239H140ZM152 242H153V241H152ZM166 242H167V241H166ZM168 242H169V240H168ZM180 242H181V241H180ZM243 242H244V240H243ZM260 242H261V240H260ZM1 243H2V245H4L3 242H1ZM16 243H14V244H16ZM45 243H46V242H45ZM107 243H108V242H107ZM109 243H110V242H109ZM116 243H117V242H116ZM137 243H138V242H137ZM144 243H145V242H144ZM153 243H154V242H153ZM156 243H157V241H156ZM176 243H177V242H176ZM195 243H196V242H195ZM205 243H206V242H205ZM205 243H204V244H205ZM208 243L211 244L210 241H209ZM217 243L219 244V242H217ZM232 243H233V242H232ZM238 243H239V242H238ZM238 243H237V244H238ZM14 244H13V245H14ZM42 244H43V243H42ZM95 244H96V243H95ZM99 244H100V242H99ZM114 244H115V243H114ZM140 244H141V243H140ZM145 244H146V243H145ZM149 244H150V243H149ZM149 244H148V246H149ZM154 244H155V243H154ZM159 244H162V243H159ZM199 244H200V242H199ZM220 244H221V243H220ZM223 244H224V243H223ZM249 244H250V243H249ZM259 244H260V243H259ZM261 244H262V242H261ZM2 245H1V246H2ZM13 245H12V246H13ZM23 245H24V244H23ZM38 245L40 246V244H38ZM93 245H94V244H93ZM97 245H98V244H97ZM135 245L138 246L139 244H138V245L135 244ZM141 245H143V244H141ZM162 245H163V244H162ZM202 245H203V243H202ZM226 245H227V243H226ZM257 245H258V244H257ZM4 246H7V247H8V244H6V245H4ZM4 246H3V247H4ZM15 246H17V245H15ZM24 246H25V245H24ZM43 246H44V248H45L46 245L43 244ZM57 246H58V245H57ZM57 246H56V247H57ZM126 246H127V245H126ZM131 246H132V245H131ZM144 246H145V245H144ZM146 246H147V245H146ZM146 246H145V247H146ZM157 246H158V245H157ZM157 246H156V247H157ZM183 246H184V244H183ZM185 246H186V245H185ZM195 246H196V245H195ZM216 246H217V245H216ZM222 246H223V245H222ZM232 246H233V245H232ZM235 246H236V245H235ZM240 246H241V245H240ZM246 246H247V245H246ZM7 247H5V248H7ZM17 247H18V246H17ZM17 247H16V248H17ZM32 247H33V246H32ZM40 247H42V246H40ZM40 247H39L38 249H40ZM89 247H90V246H89ZM98 247H99V245H98ZM98 247H97V249H99ZM119 247H120V246H119ZM150 247H151V245H150ZM152 247H154V245H153ZM156 247H154V248H156ZM176 247H177V246H176ZM189 247H191V246H189ZM197 247H198V246H197ZM225 247H226V246H225ZM229 247L231 248V246H229ZM237 247H239V245H238ZM243 247H245V246H243ZM11 248H12V247H11ZM47 248H48V247H47ZM122 248H123V247H122ZM215 248H216V247H215ZM217 248H218V247H217ZM217 248H216V250H218ZM222 248H223V247H222ZM222 248H221V250H222ZM250 248H251V247H250ZM24 249H26V251L28 250L27 247H26V248H23L22 250L25 251ZM36 249H37V247H36ZM52 249H53V248H52ZM57 249H58V248H57ZM135 249H137V248L135 247ZM145 249H146V248H145ZM180 249H181V248H180ZM184 249H185V248H184ZM184 249H183V250H184ZM186 249H187V248H186ZM205 249H206V248H205ZM241 249H242V248H241ZM256 249H257V247H256ZM258 249H260V248H258ZM16 250H17V249H16ZM30 250H31V249H30ZM121 250H122V249H121ZM126 250H127V249H126ZM128 250H129V249H128ZM150 250H151V249H150ZM187 250L189 251V249H187ZM200 250H201V249H200ZM202 250H203V249H202ZM212 250H213V246H212L211 251H212ZM214 250H215V249H214ZM234 250H235V249H234ZM251 250L253 251V249H251ZM263 250H264V248H263ZM7 251H8V250H7ZM10 251H11V250H10ZM13 251H15V250H13ZM23 251H22V252H23ZM36 251H37V250H36ZM36 251H34L35 254H36L35 257L37 256V253L39 254V250H38V252H36ZM49 251H50V250H49ZM92 251H93V250H92ZM99 251H101V250H99ZM119 251H120V249H119ZM173 251H174V250H173ZM181 251H182V250H181ZM198 251H199V250H198ZM219 251H220V250H219ZM222 251H223V250H222ZM230 251H231V250H230ZM241 251H242V250H241ZM15 252H16V251H15ZM17 252H19V251H17ZM17 252L15 253V255L17 254ZM28 252H29V251H27V253H28ZM30 252H31V251H30ZM30 252H29V253H30ZM40 252H41V251H40ZM93 252H94V251H93ZM96 252H97V251H96ZM120 252H121V251H120ZM125 252H126V251H125ZM142 252H143V251H142ZM144 252H146V251H144ZM147 252H148V250H147ZM147 252H146V253H147ZM151 252H152V251H151ZM157 252H158V251H157ZM171 252H172V251H171ZM207 252H208V251H207ZM209 252H210V251H209ZM228 252H229V251H228ZM244 252H245V251H244ZM255 252H257V250H256V251L254 250V253H255ZM12 253H13V252H12ZM20 253H21V252H20ZM24 253H26V252H24ZM91 253H92V252H91ZM94 253H95V252H94ZM122 253H123V252H122ZM130 253H132V252H130ZM148 253H149V252H148ZM161 253H162V252H161ZM180 253H181V252H180ZM187 253H188V252H187ZM187 253L184 252V253L182 254L183 257H182V256H181V257L184 258V254H187ZM191 253H192V252H191ZM191 253H190V254H191ZM202 253H203V255H205V254H204V251H202ZM205 253H206V252H205ZM9 254L11 255V253H9ZM22 254H23V253H22ZM52 254H53V253H52ZM57 254H59V253H57ZM135 254H136V253H135ZM153 254H154V253H153ZM153 254H152V256H153ZM157 254H158V253H157ZM157 254H156V255H157ZM171 254H172V253H171ZM171 254H170V255H171ZM190 254H189V255L187 254L188 258H189V256H190ZM193 254H194V253H193ZM216 254L218 255L217 252H216ZM235 254H236V253H235ZM257 254H258V253H257ZM257 254H256V256L261 257V256H259V255H257ZM27 255L29 256V254H27ZM122 255H123V254H122ZM143 255H145V254H143ZM146 255H147V254H146ZM149 255H150V253H149L147 256H149ZM162 255H163V253H162ZM206 255H209V253L206 254ZM222 255H223V254H222ZM230 255H231V254H230ZM233 255H234V254H233ZM239 255H240V254H239ZM246 255H248V254H246ZM254 255H255V254H254ZM20 256L23 257V255H21V254H20ZM24 256H26V254H24ZM91 256H92V255H90V257H91ZM98 256H99V255H98ZM100 256H101V255H100ZM119 256H120V255H119ZM119 256H118V258H119ZM124 256H125V255H124ZM139 256L142 257L141 255H139ZM195 256H198V255H195ZM195 256H193V257H195ZM201 256H202V255H201ZM234 256H235V255H234ZM243 256H244V255H243ZM262 256H263V253H262ZM7 257H8V256H7ZM17 257H19V255H18ZM133 257L135 258V255H133ZM137 257H138V256H137ZM149 257H150V256H149ZM149 257H148V258H149ZM157 257H158V256H157ZM160 257L162 258V256H160ZM174 257H175V254H174ZM178 257H179V256H178ZM181 257H179V259H180ZM198 257H199V256H198ZM204 257H205V256H204ZM208 257H210V255H209ZM217 257L220 258V255L217 256ZM217 257H216V259H217ZM221 257H222V256H221ZM225 257H226V255H225ZM238 257H239V256H238ZM244 257H245V256H244ZM254 257H255V256H254ZM13 258H14V256H13ZM28 258H29V257H28ZM33 258H34V257H33ZM33 258H32V259H33ZM56 258H57V257H56ZM59 258H60V257H59ZM86 258H87V257H85V259H86ZM114 258H115V257H114ZM118 258H117V259H118ZM143 258H145V257H143ZM143 258H141V259H143ZM146 258H147V257H146ZM168 258H169V257H168ZM185 258H187V257H185ZM191 258H192V257H191ZM195 258H197V257H195ZM199 258L201 259V257H199ZM230 258H231V256H230ZM233 258H234V257H233ZM236 258H237V257H236ZM252 258H253V257H252ZM256 258H257V257H256ZM261 258H262V257H261ZM261 258H260V260H261ZM24 259H27V258L24 257ZM34 259H35V258H34ZM38 259H39V258H38ZM42 259H43V258H42ZM42 259H41V260H42ZM87 259H88V258H87ZM98 259H99V258H98ZM120 259H121V258H120ZM123 259H124V258H123ZM152 259H155V258L153 257ZM157 259H158V258H157ZM170 259H171V258H170ZM175 259H176V258H175ZM202 259H203V257H202ZM204 259H205V258H204ZM227 259H228V258H227ZM15 260H17L16 257H15ZM15 260H14L15 263H14V262H13V263H14V264H17L18 262L16 263ZM19 260H23V259H21V257H20ZM19 260H18V261H19ZM29 260H30L31 262L33 261V260H31V258H30ZM35 260H36V259H35ZM41 260H40V261H41ZM52 260H54V259H52ZM58 260H59V259H58ZM88 260H89V259H88ZM99 260H100V259H99ZM101 260H103L102 257H101ZM112 260H113V259H112ZM112 260H111V261H112ZM115 260H116V259H115ZM115 260H114V261H115ZM125 260H126V259H125ZM139 260H140V258H139ZM143 260H145V259H143ZM163 260H164V259H163ZM177 260H178V259H177ZM177 260H176V262H177ZM180 260H181V259H180ZM186 260H187V259H186ZM191 260H192V259H191ZM196 260H198V258H197ZM206 260H207V259H206ZM244 260H245V259H244ZM5 261H6V260H5ZM11 261H13V259H12ZM24 261H25V260H24ZM24 261H22V262H24ZM27 261H28V259H27ZM103 261H104V260H103ZM151 261H152V260H151ZM167 261H168V260H167ZM213 261H214V260H213ZM213 261H212V262H213ZM221 261H223V260H221ZM231 261H234V260L232 259ZM237 261H238V260H237ZM248 261H249V259L247 260V262H248ZM257 261H258V262H256V264H257V263L259 264V260H258V259H257ZM8 262H9V260H8ZM38 262H39V261H37V264H38ZM52 262H53V261H52ZM52 262H51V263H52ZM83 262H84V261H83ZM95 262H96V261H95ZM101 262H102V261H101ZM107 262H108V261H107ZM107 262L104 261V263H106V264H107ZM116 262H117V261H116ZM116 262H115V263H116ZM131 262H132V261H131ZM133 262H134V260H133ZM138 262L140 263L141 261H138ZM149 262H150V261H149ZM156 262H157V261H156ZM160 262H161V260H160ZM160 262H159V263L157 262V263L160 264ZM165 262H166V261H165ZM180 262H181V261H180ZM183 262H184V260H183ZM183 262H182V263H183ZM200 262H201V261H200ZM203 262H204V261L202 260V263H203ZM254 262H255V261H254ZM254 262H253V263H254ZM261 262H262V261H261ZM13 263H11V264H13ZM26 263H27V262H26ZM26 263H24V264H26ZM34 263H35V262H34ZM41 263H43V262H41ZM47 263H48V262H47ZM54 263H55V262H54ZM62 263H63V262H62ZM115 263H114V264H115ZM146 263H148V262L145 261V264H146ZM153 263H154V261H153ZM157 263H156V264H157ZM169 263H170V261L168 262V264H169ZM197 263H198V262H197ZM207 263H208V261H207ZM237 263H238V262H237ZM20 264H21V263H20ZM22 264H23V263H22ZM27 264H30V263H27ZM32 264H33V263H32ZM48 264H50V263H48ZM64 264H65V263H64ZM70 264H71V263H70ZM73 264H74V263H73ZM81 264H82V263H81ZM112 264H113V263H112ZM117 264H118V263H117ZM124 264H126V263H124ZM134 264H135V262H134ZM150 264H151V263H150ZM161 264H162V263H161ZM165 264H166V263H165ZM178 264H181V263H178ZM184 264H186V263L184 262ZM187 264H188V263H187ZM191 264H192V263H191ZM204 264H205V262H204ZM211 264H212V263H211ZM219 264H220V263H219ZM229 264H230V263H229ZM232 264H233V263H232ZM234 264H235V262H234ZM240 264H242V263H240ZM246 264H247V263H246Z\"/></svg>","mask_w":264,"mask_h":264}]
</instances>
